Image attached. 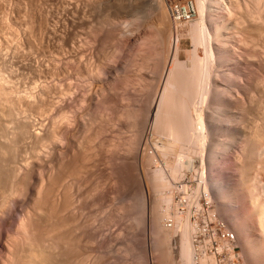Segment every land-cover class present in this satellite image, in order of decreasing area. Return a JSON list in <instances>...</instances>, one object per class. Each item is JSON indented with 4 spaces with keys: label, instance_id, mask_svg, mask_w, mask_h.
<instances>
[{
    "label": "rangeland",
    "instance_id": "obj_1",
    "mask_svg": "<svg viewBox=\"0 0 264 264\" xmlns=\"http://www.w3.org/2000/svg\"><path fill=\"white\" fill-rule=\"evenodd\" d=\"M108 1H109L108 2L109 6L107 5V3L105 4V2L103 0H67V1L66 0H35V1L34 0H0V38H1L0 39V58H1L0 59V68L3 67L0 69V92H1L0 93V101H1L0 102V104H1L0 105V114H1L0 115V127L2 126V128H0L1 129L0 130V138L2 137L1 141H0V143L2 142L0 144V154H1L0 155V166H1L0 167V177H1L0 178V180H1L0 181V187L4 185L3 187L0 188V190L2 188H3L2 190H4V191H2V190L0 191V193H2V194H0V206H1L0 207V224H1L0 225V264H15V263L16 264H23V263L28 264L30 259L33 260V258H32L33 256L31 255V253L34 251H32V250L37 249V245H39V244L43 245V247L41 245L38 246L40 248L41 253H40L39 249L37 250V252H39L38 254H42V251H43V253L45 251L46 254L47 253L50 254V255L46 256V258H48V260H49L48 262H50V261L52 262V263L50 262L49 264H53V263L54 264H57V263L64 264L65 262H67L66 264H74V263L75 264H78V263L82 264L83 262L85 264H101V263L102 264H137V263L138 264H182L184 262V260L182 261L183 258L181 256V251H182L181 240L179 243V240L176 236L175 231H170V230L166 229L165 224H164L165 220L167 219L165 217V214H166L165 212H167V208L170 207V199H169V197L166 198V195H167L168 189L170 188L169 186L171 185L170 181L181 178L183 176L182 174L188 173V175H192V177L198 178L199 171L196 172L195 170L199 168L200 162L204 163L205 167L207 169L208 179H210L209 185H211L212 180L220 179L221 182H219V183L221 185L220 184L219 185L222 186L223 188H226V190L228 189L227 192L230 193L231 195L233 194V197L230 198V200H231L230 202L232 205H234V209L231 212L227 210L229 212L228 213L226 211V206H225V202H227V200H228L227 199L228 197H226V194L224 196H222L224 194L223 191H221L223 193V194L221 193L222 195L219 194V192H220L219 190H216V192L218 194H216V192L212 191L218 213L221 215V217L226 222L228 221L230 223V224L228 223L229 226L237 234L239 244H240L241 249H242L241 254H242L243 263L244 264H264V236H263L264 233L262 232L263 235L261 234V231H263V229H261V227H260L261 223L259 222L260 221L259 217L261 218L262 216H264V159H263L264 158V129H263L264 128V118H263L264 117V112H263L264 111V104H263L264 103V75H263L264 74V68H263L264 67V60H263L264 59V32H263L264 31V24H263L264 23V18H263L264 17V12H263L264 11V6H263L264 0L263 1L262 0H251V1L250 0H233V1L232 0H212V1H215L213 3H210L209 0H193V2L196 4V6H198V3H199V5L201 3L202 6H205V4L207 6L209 5L208 8L209 9L211 8L210 10L213 11L215 9L216 11L214 10V12H216L217 14L219 13L218 15L220 17H222V19L220 18V20H221L220 26L222 28L223 27L224 28L223 29L220 28V29L216 30L215 33L210 32V27L208 25L210 23L209 22L210 18L207 17V19H205V17H206L205 12L203 13V15H201L200 13H198L199 12L198 10H197L198 11L197 16L192 20L193 22H190V23L183 22V23H176L175 24L173 19H171L172 17L170 15V11H169V8H168L165 0H113V1L108 0ZM247 1H249V2H247ZM92 2L94 5L92 4ZM218 2H219V4H218ZM215 3L218 5H216ZM212 4H215V5H212ZM111 5H112V8H111ZM218 6H219V8L220 7L221 8L219 9ZM258 10H259V12H258ZM232 11H233V13H232ZM237 11H239V12H237ZM230 13H232V14H230ZM13 14H15V15H13ZM161 14L162 15L164 14V15L162 16ZM14 16H15V18H14ZM99 16L104 17V18H101ZM59 17H61V18H59ZM261 17H262V19H261ZM163 18H165V19H163ZM208 18H209V20H208ZM34 20H36V21H34ZM165 20L168 22H165ZM205 21H208V22L205 23ZM250 21H252L253 23H251ZM109 22H110V24H109ZM161 22H163L164 24ZM225 22H226V24H225ZM91 23H93V24H91ZM165 23L166 24L168 23L167 25L170 26L172 33H168L163 37L161 35V31L164 27H167V25ZM152 24L155 25V27L151 26ZM195 24H197V27ZM228 24H229V26H228ZM191 25H193V26H191ZM27 26H29V27H27ZM156 26H158L161 30L158 27L156 28ZM193 27L194 28L196 27V28H198V30H200V31H198L199 35L202 34L201 38H198V40H195V38H193L196 36L195 33L192 32L194 30ZM41 28H43V29H41ZM261 28H262V30H261ZM108 29H109V31H108ZM157 29H159V30L157 31ZM204 29H205V31H203ZM55 30H57V31H55ZM208 30H209V32H208ZM219 30H221L220 32H223L224 34L222 33V35H220ZM95 31H97V32H95ZM99 31H101V32H99ZM154 31L159 32V34H157L158 37H152L153 42L154 41H156V42L147 43L144 36L150 32L153 33ZM207 32L209 34L210 33L212 34V39H213L212 44H214L218 40L217 36H219L218 42L219 41L221 42V40H222L221 38H223V37L231 36V41L228 45V46H230L229 48L231 50V53L234 52V53H232L231 59H228L225 62L218 64V63H215V57H213L214 58L213 62L215 63V65L214 64L213 65L215 66V68L217 67V64H218V67L220 65L221 67H219V68H221V70L223 71L222 74H224V71H225V73H227V72L231 73L230 71L232 69H234V68L238 69L239 75L234 74V76H236L237 79L239 80V81H237V83L239 82L242 84V85L237 84L235 86L227 84L229 86V88L226 91L224 90L225 92H223L224 94H227V95L225 97V95L223 94L222 100H225V98H226V99L230 100L232 104H230V103L226 104L227 102L223 103L225 106L224 105L222 106V104H219V106H221V108L223 110H221V108H220L218 114L216 115V119H217V121L222 119L218 122H221L222 124L224 122L223 127H225L226 129L223 128L221 130L222 132L220 130H218L217 134H215V135L218 136L219 138L215 137V135H214L213 136L214 139H213V137L210 138V136L208 138H206L207 133L203 134L204 137H200L202 135V133H200L201 135L198 133L195 137V134H193L192 133L193 131H191V133L194 136L190 135L191 137H190L189 142H191V143L188 142L189 144L188 143L186 145L184 144L185 147L183 146L181 141H179V139H177L176 136H175L176 137V144H174L175 146L174 145H172V147L171 146H169V147L165 146V145H167V142L170 143L173 140V139L170 140L171 138H174V141H175V137L168 138V135H167V137L162 136L163 134H167V132H169V134H171L170 131L166 130L167 127L166 128L164 127V130H163V128H161L157 131L158 127L161 125L156 122V117H157L156 111H158L157 109L159 107L157 108V106L159 105V103L161 101L160 99L162 98V95H163L161 93H163V91H164L163 90V88H165L164 84H166L165 78H166L167 73L165 72V68H164L165 67L164 66L165 61H166L165 59L172 56V54L174 52L173 50L176 47V43L177 44L179 43V57H180L181 61L184 63L183 64L184 66L182 65L183 68L181 69V71L185 70V68H188L185 70V72L187 70L190 71L189 70L190 65L193 62V60H192L193 56L192 55L194 54V53H192V51L193 50L195 51V49H194L195 45L197 47L196 49L199 50L200 56H202L201 58L204 59L207 56V52L209 50L208 42L210 40L207 37L209 35V34H207ZM16 34H17V36H15ZM4 35H6V36H4ZM193 35H195V36H193ZM116 36H117V38H116ZM159 36L161 38L162 37L164 38V39L162 38L163 41L159 42V40H161V39H156V38H160ZM169 36H170V38H169ZM205 36L208 39V41L205 38ZM102 37H103V39H102ZM197 37H200V36L197 35ZM40 38H41V40H40ZM80 39H82V40H80ZM215 39H216V41H215ZM119 40H120V42H119ZM164 40H165L166 44L164 43ZM9 41H10V43H9ZM197 41H200V43L197 44L198 43ZM255 41H257V42H255ZM210 42H211V40H210ZM253 42H255V43H253ZM122 43H123V45H122ZM141 43H143V44H141ZM153 44H156V45H153ZM201 44H202V46H201ZM80 45H82V46H80ZM198 45H200V46H198ZM232 45H234V46H232ZM41 46H42V48H41ZM141 46L143 47V50H142ZM148 46H149V48H148ZM45 47H47V48H45ZM170 47L172 49H170ZM72 49L74 52L72 51ZM68 50L71 52H69ZM114 50H116V51H114ZM137 50H138V52H137ZM153 50L155 51V53ZM162 50H163V52H161ZM169 50L172 51L170 56L168 55L170 53ZM259 50H261V51H259ZM158 51H160L161 53ZM142 52H143V54H142ZM144 53H145V57H143ZM147 53H149V54H147ZM156 53H157V57H155ZM9 55H11V56H9ZM150 55H152V56H150ZM3 56H5V57H3ZM40 56H42V57H40ZM161 56H162V58H161ZM152 57L154 58V60ZM159 60L161 62H162V60L163 61L165 60L164 65H163V62L161 63ZM232 61H233V63H232ZM239 61H240V64H239ZM185 62H186V64H185ZM27 64L30 66H28ZM56 64H58V65H56ZM249 64H251V65H249ZM32 65H34V66H32ZM185 65L188 67H186ZM213 65H212V67L214 68ZM4 66H6V68ZM102 66H104V67H102ZM105 67L106 68L108 67L107 69H105L106 71L108 70V72L101 70L102 68H105ZM222 67L224 70L222 69ZM7 68L9 70H7ZM213 68H212V70H214ZM69 69H70V71H69ZM99 69H100V71H99ZM178 71H179V69H178ZM48 72H49V75H47ZM182 72L184 73V71H182ZM163 73H165V74H163ZM183 73H181L182 77L186 78L187 77L186 75H188L189 72L187 74L184 73L186 77L183 76ZM68 74H70V75H68ZM179 74L180 73H178V75ZM12 75L13 76L15 75V76L13 77ZM59 75H61V76L59 77ZM93 75H95V76H93ZM181 75H179V76H181ZM52 77H54L58 80H56ZM138 77H139V79H135ZM182 77L181 78L179 77L176 80L180 79L179 80V82H180ZM15 78H17V79H15ZM140 78H142L144 80V82L147 81V82H149V84L152 83V85H150V86L151 87L155 86V88L153 89V88L149 87L148 90L145 89L144 93H141L142 96L139 94L140 99L138 97L130 95V97H132V98L134 97V99L136 98L135 100H137V101H135L132 98L127 99L129 97V95L126 94V96H128V97L124 96L125 95V93H124L125 89L123 88L124 87L123 83H125V81L128 79H131V81H132V79H133V81L134 80L139 81V80H141ZM221 79H219V81H220L219 84H222L220 86L224 87V85H226L225 84L226 81L223 78H221ZM43 80H45V81H43ZM185 80L186 79H184V81ZM17 81H18V83H17ZM20 81H22V82H20ZM25 81H26V83H25ZM31 81H33V82H31ZM46 81H47V83H45ZM186 81L185 82L181 81V82L186 84ZM58 83H60V84H58ZM182 83H181V85H182ZM1 85H3V87L6 88V90L3 91V87H1ZM50 85L52 88L50 87ZM53 85H55V86H53ZM137 85H139V84L132 85V87L130 86L128 89L132 88L130 90L131 91L134 90L135 92L140 91L141 88L144 89V87H143L144 85H139L140 87ZM179 85H180V83H179ZM205 85H206V88H209L208 84H205ZM33 86H34V88H33ZM157 86H159L158 89H156ZM174 86H173V89H174ZM178 88L181 89L182 87L180 86ZM155 89L157 90V92H160V93L157 94ZM30 90H31V92H30ZM47 90L50 92H48ZM150 90H152V91L154 90V91L150 92ZM172 90H171V92L169 91V94L174 91V90L173 91ZM182 90L185 91L183 88L180 91H182ZM175 91H176V86H175ZM62 92L64 95H60V94H62ZM177 92L178 91H176V93ZM65 94H67V95H65ZM155 94L157 96L159 95L158 99H156L157 97ZM175 94H172V96ZM180 94H181V92H180ZM182 94H181V96H182ZM22 95H24V96H22ZM46 95L47 96L49 95L48 96L49 99ZM160 96H161V98H160ZM6 97H7V99H6ZM169 97L170 96H168V99H170V101H171L173 99V97H171V98H169ZM2 98H4L5 101ZM10 98H12V99H10ZM77 98H78V100H77ZM37 99H40V100H37ZM54 99H56V100H54ZM149 99H151V100L149 101ZM8 100H10V104H9ZM21 100H22V102L23 101L24 102L22 103ZM228 100H226V101H228ZM2 101H3V103H2ZM34 101H36V103ZM56 101H58V103ZM141 101L144 102V104ZM155 101H157V102H155ZM199 101L200 100H198V103L193 106V104H195V101H194L192 104L193 107L191 108L192 110H190L191 111L190 115L196 110L195 113H193L195 118L192 117L193 114L191 115V118L197 124L199 121V120H197L199 118V114L197 113V112H199L198 110H200L201 108L204 110H207V106H205V105H207V103L205 104V103L201 102L202 104H205L203 106L201 103H199ZM196 102H197V100H196ZM31 103H32V106L30 105ZM51 103L53 106L50 105ZM145 103L147 105H145ZM44 104H45V107L43 108ZM227 105H229V106H227ZM8 106H10V107H8ZM65 106H67V107H65ZM131 106H132V108H131ZM133 106L136 108V111H135V108ZM147 106H148V108H147ZM195 106H197L198 108L197 107L195 108ZM261 106H263V107H261ZM31 107H33V108H31ZM127 107H130L132 109V111L130 108H127ZM149 107H151V109H152V111H149V113L151 112L150 113L151 116L147 115L148 110H150ZM17 108L19 110H17ZM47 108H49V110ZM140 108H142V109L145 108L146 110L147 109L148 110L145 111L143 109L144 111H142ZM88 109L91 111H89ZM167 109H169V108H167ZM140 110L142 112V115H141ZM171 110L175 111L173 109H171ZM5 111H8V113L7 112L5 113ZM124 111H126V112H124ZM260 111H262V112H260ZM12 112L14 113V115ZM50 112L52 114H50ZM128 112H130L131 115H129ZM246 112H248V113H246ZM15 113H16V115H15ZM53 113L55 114L56 118H55ZM135 113L138 115L140 114V115L136 116ZM153 113H155V114H153ZM176 113H177V111L174 114H176ZM26 114H27V116H26ZM127 114L129 117L127 116ZM43 115H44V117L46 115V117H45L46 119L43 117ZM132 115H134V116H132ZM6 116H8V117L11 116L12 118L10 119V118H7ZM16 116H17V118H15ZM23 116H24V118H23ZM68 116L70 118H68ZM122 116H124V117H122ZM135 116H136V118H138L137 119L138 121L134 120ZM146 116H147V118L148 117H150V118L144 119V117H146ZM228 116L230 118H228ZM131 117L134 121L131 120ZM139 117H140V119H139ZM6 118L9 120V122ZM65 118H67L68 120ZM142 118L144 120H147L148 122L144 121ZM53 119H54V121H52ZM60 119H61V122H60ZM15 120H17V121H15ZM140 120H141V122H140ZM21 121H23L24 123ZM38 122H40V123H38ZM135 122L136 123L138 122L139 125L138 124L137 125L139 127L134 126L133 123H135ZM14 123H15V125H14ZM43 123H44V125H43ZM11 124H13V125H11ZM25 124H29V125L27 126ZM32 124H33V129L31 126ZM130 124H132V125H130ZM141 124H142V128L140 126ZM255 124H258V125H255ZM44 126L47 127L48 130ZM226 126H228V127H226ZM130 127H132V128H130ZM198 127L201 128V126H198ZM245 127H246V129H245ZM137 128H141V129L138 130ZM168 129H169V126H168ZM154 130H155V132H154ZM160 130H162V131H160ZM2 131H4V133ZM134 131L137 133H135ZM230 131H232V132H230ZM6 132L9 134H7ZM163 132H165V133H163ZM2 134H4V135H2ZM6 134H7V136H6ZM22 134L24 137L22 136ZM25 134L27 135V137L25 136ZM259 134H261V135L258 136ZM17 135H19V136H17ZM29 135H31V136H29ZM37 135H38V137H37ZM56 135H57V137H56ZM198 135H200V136H198ZM12 136L15 138L16 141L15 140L13 141L14 138ZM138 136H139V138H138ZM30 137H32L33 139ZM194 137L196 140L194 139ZM231 137L234 139H232ZM253 137H254V139H253ZM9 138H10V140H9ZM22 138H23V140H22ZM58 138H59V141H57ZM132 138H133V140H131ZM50 139H51V141H50ZM135 139H136V142H135ZM137 139H138V141H137ZM192 139H194V140L192 141ZM17 140H18V142H17ZM39 140L40 141L44 140L45 145H42L43 142L40 143ZM81 140H82V142H81ZM35 141H37V142H35ZM228 141H229V143H228ZM3 142L6 144H4ZM52 142H54V144ZM212 142H213V144L219 143L217 145V147L218 148L221 147V154H222L221 156L222 157L218 161V163L215 164L216 166H214V168H211V167L208 168V166L209 165L211 166V164L209 163V161H207L206 159H202V158L203 157L206 158V156L210 150L209 147L211 146ZM35 143H36V145H35ZM7 144L10 145L9 146L10 148L8 147ZM19 144H20V146H19ZM33 144L35 145V149H33V146H34ZM37 144H38V146H37ZM17 145L19 148L17 147ZM21 145H22V148H21ZM40 145H41V147H40ZM48 145H50L54 149H52L50 146L48 147ZM198 145H200V146H198ZM128 146H129V148H128ZM6 147H8V148H6ZM11 147H12V149H11ZM37 147L40 149H38ZM166 147H168L167 149L169 150L170 154H169L168 150L166 149ZM183 147H184V149H183ZM223 147H225V148H223ZM5 148L7 151L5 150ZM48 148H50V149H48ZM130 148H132V149H130ZM133 148L135 149V151ZM41 149H43V150H41ZM63 149H65V150H63ZM129 150H131V151L129 152ZM16 151H17V153H16ZM27 152H28V154H27ZM34 152H36V153H34ZM63 152H64V154H63ZM131 152L135 155H133ZM20 153H22V155ZM51 153H53V154H51ZM193 153H194V155H193ZM15 154H17V155H15ZM87 154H88V156H87ZM42 155H44L45 158L41 157ZM83 155H85V156H83ZM48 156H49V158H48ZM2 157H4V158H2ZM52 157H55V159ZM6 158H8V159H6ZM12 158H14V160ZM15 158H17V159H15ZM188 158L190 161L188 160ZM191 158H192V160H191ZM4 159H5V162L3 161ZM30 159H31V161H30ZM38 159H40V160H38ZM203 160H204V162H203ZM15 161H16V163H15ZM19 161H21L22 163ZM28 161L30 162L29 163L30 165L28 164ZM70 161H71V163H70ZM13 162L15 163V165ZM206 162H208V163H206ZM206 164H208V165L206 166ZM6 165H7V167H6ZM177 165H179L180 168ZM59 166H61V168ZM69 166L70 167L72 166L73 168L72 167L70 168ZM8 167L11 169L9 170ZM17 167L18 168L23 167V168H22V170H20V168H19V170L17 171V169H18ZM15 169H16V172H15ZM29 169H30V171H29ZM45 169H46V171H45ZM174 169H176V170L174 171ZM210 169L211 170L213 169V170L210 171ZM7 170H8V174H7ZM11 171H12L14 176L16 175L15 177L11 174ZM155 171L156 172L163 171L165 173L164 174L165 175L164 180L167 182L165 183L161 179L157 180L155 177L157 175V174L155 175V173H156ZM178 171H180V173ZM18 172H21V173L19 174ZM1 173L2 174L4 173V174L1 175ZM22 173H23V175H22ZM39 173H41L44 176H42ZM177 173H178V175H177ZM79 174H81V175H79ZM173 174L174 175L176 174L177 176L176 175L175 176L177 178H175V176ZM19 175H21V176L19 177ZM34 175L37 177V179H38L37 181L34 179ZM55 175H57V176H55ZM61 175L62 176L67 175V177L68 176L69 177L67 178L65 176L63 178ZM26 176H28V177H26ZM30 177L33 178L34 180L31 179ZM28 178H30V179L28 180ZM44 178H45V181L42 180ZM16 179H18L19 182ZM2 180H4V181H2ZM14 180H15V182H14ZM40 180H42V182ZM54 180L57 181L58 183L55 182ZM155 180H156V182H155ZM12 181L14 182L15 188L18 186L17 190L13 187ZM29 182H30L31 186L29 185ZM162 182H164V184ZM15 183L17 186L15 185ZM51 183H53V184H51ZM11 185H12V187H11ZM27 185H29V186H27ZM36 185H38V187ZM8 186H10V187H8ZM32 186H34L33 187L34 191L31 190ZM39 186H41V188H39ZM161 186L162 187L164 186L162 188V190L168 188V189H166L165 195L163 194V191H160ZM63 187L67 188L68 190L63 189ZM11 188H13V189H11ZM46 188L52 194L51 193L49 194V192L47 191ZM61 188L63 189V191H61L62 190ZM154 188H156V189H154ZM50 190H54V191H50ZM57 190H58V192H57ZM5 191H7V192H5ZM64 191L65 192L68 191V192H66V194H65V193H63ZM19 192L21 195L19 194ZM6 193H8V195ZM39 195H41V196H39ZM10 196L12 198H10ZM53 196H54V199L56 201L54 199L53 200L51 199V198H53ZM63 196H65V197H63ZM67 196H70L72 199L70 197L67 198ZM143 196L146 199V201H145L146 206H145V211H144L145 221H143V217H141L142 221H140V223H138L139 220H138V217L136 216V214L139 212V209H137V211H136L135 206L138 205L137 203L140 201L138 199L140 197H143ZM164 196H165V198H164ZM42 197H44V198H42ZM45 197H47V198H45ZM229 197H231V196H229ZM14 198L16 200H14ZM39 199H41V200H39ZM42 199L44 201L46 200L47 203L43 202ZM47 199H49V200H47ZM66 199H67V201H66ZM68 199H71V200L68 201ZM167 199L169 201H166ZM73 200H75L76 203ZM40 201L43 202V204L44 203L46 204V206H44V208L42 207L43 204H41ZM52 201H54V202L52 203ZM65 201H66V203L67 202L68 203L66 204ZM136 201H138V202H136ZM58 202H59V204L57 205ZM70 202H73V203H70ZM37 203H38V205H37ZM51 203H52V205L50 206ZM71 204H73V205H71ZM65 205H69L68 208H71V209H68L67 207H65ZM35 206H37V207H35ZM54 206L55 207L57 206L56 207L57 211L55 210ZM59 206H61L62 209ZM58 207H59V209L63 210L62 213L58 212V210H59ZM132 207H134L135 210H134V208L132 209ZM165 207H166V209H165ZM53 208H54V210H53ZM34 209L36 210V212H34L35 211ZM72 209L74 211H72ZM120 209H125V211L124 210L122 211ZM61 210H59V211H61ZM69 210L72 213L71 212L69 213ZM158 210H160V211H158ZM260 210H262V212H260ZM37 211H39V212L37 213ZM64 211H67L68 214ZM42 213L44 214V217H43ZM75 213H76V215H75ZM260 213H262V214H260ZM3 214H4V216H3ZM34 214H35V216H33ZM51 214H55V215H51ZM168 215H170V214H168ZM37 216L38 217L40 216V217L38 218ZM57 216H58V218H56ZM156 216H158V218ZM229 216L230 217L232 216V219H230ZM45 217H47V219H45ZM72 217H74V218H72ZM153 217H154V219H153ZM40 218H42V219H40ZM65 218H67L68 220H66ZM70 218H71V220H70ZM82 219H84V220H82ZM161 219H164V221H162ZM40 220L41 221L43 220V221L41 222ZM136 220H138V221L136 222ZM34 221H35V223H34ZM57 221L58 222L60 221L59 223H61V224H59ZM66 221L70 224V226ZM21 222H23V223H21ZM37 222L38 223L40 222V224H38L36 226L35 224H37ZM46 223H48V224H46ZM50 223L52 224V226ZM63 223H65V224H63ZM83 223H86V224H83ZM29 224H31L34 227H32ZM58 224L61 227H59ZM78 224H79V226H78ZM62 225H64V226H62ZM16 226L19 228H17ZM44 227L47 230L44 229ZM69 227H70L71 231L69 230ZM137 227H138V229H137ZM162 227H164V229ZM23 228L25 229V231L23 230ZM37 228H40L39 230H41V231H39ZM53 228H56V229H54L55 231L53 230ZM63 228H65V229H63ZM154 228H156L158 230H156ZM74 229H76V230H74ZM153 229L156 232L158 231L160 233L159 234L156 233L155 231H153ZM60 230H61V232L62 231L65 232V233L63 232L65 237H63V234L60 233ZM47 231H50V236H49V232L47 235ZM132 231H133V233H132ZM134 231H136V232H134ZM30 232H31V237L29 235ZM33 232L34 233L36 232V233L34 234ZM51 232H53V233H51ZM66 232H68V233H66ZM71 232L73 233V235ZM154 232L156 234H154ZM81 234H82V236H81ZM11 235H12V237H11ZM38 235L39 236L41 235L42 237L40 236V238H39ZM56 235H58V236L56 237ZM154 235H155V237H154ZM27 236L29 237V239L30 238L31 239L30 240L27 239L28 238ZM32 236L33 237L36 236L37 239H36V237L32 238ZM66 236H67L68 240H66ZM49 238H50V240H49ZM57 238H59V239H57ZM181 238H182V235H181ZM47 239H48V241H47ZM56 239L59 240L60 242L57 241ZM40 240H42V241H40ZM44 240H45V242H44ZM63 240H65V241H63ZM25 241L27 242V244ZM41 242H44V243H41ZM55 242H57V243H55ZM69 242L70 243L73 242V243H71L72 246H70L71 244ZM19 243H21V244H19ZM35 243H36V247H34ZM247 243H249L250 245ZM27 245H30V247ZM64 245H66V246H64ZM247 245H248V247H247ZM252 245H255L253 247H256L258 249H256V248H254V250L252 248L250 249V246H252ZM19 246H20V248H19ZM26 246H27V248H25ZM44 246H46L45 249H44ZM15 247H16V249H15ZM41 247L44 250H41ZM54 247L56 248V250H54V252H53L52 249H54ZM65 247H66V249H65ZM131 247H133V248H131ZM28 248H30V250ZM68 248H70V249H68ZM49 249H51V250H49ZM63 249H64V251H63ZM117 249H118V251H117ZM17 250H19L20 254L17 252ZM24 250H25V252H24ZM27 250H29V251H27ZM60 250H62L63 254H62V252H60ZM65 250H67V252ZM129 250L130 251L132 250V252L139 250V252H135V253L131 252V254H130ZM258 250H260V251H258ZM22 251L24 252V254H22L23 253ZM30 251H32V252H30ZM69 251H71V252H69ZM37 252L35 251L34 253L37 254ZM56 252H57V254H56ZM80 252H81V254H80ZM13 253H15V254H13ZM136 253H138L137 254L138 257L140 256L139 258H137ZM11 254H13L15 256H13ZM60 254H62V255H60ZM65 254H66V256L67 255H69V256L66 257ZM24 255H25V257H24ZM54 255H57V257H55ZM21 256L25 260L24 259L22 260L20 258ZM44 256H45V254H44ZM141 256H143V257H141ZM49 257H50V259H49ZM68 257L71 259L68 260L69 259ZM75 257H76V259H75ZM77 257H79L78 260H77ZM87 257H89V259ZM136 258L138 259V261ZM141 258H143V259H141ZM13 259L17 260V261H14ZM56 259H60V260H56ZM190 259H191V257H190ZM26 260H28V262ZM32 260H30V261H32ZM23 261H25V262H23ZM59 261H62V262H59ZM143 261H145V262H143ZM33 262H34V264H37L36 259H34ZM33 262H30V263H33ZM38 264H41V263L38 262ZM43 264H45V262H43ZM46 264H48V263L46 262ZM189 264H192L191 261Z\"/></svg>",
    "mask_w": 264,
    "mask_h": 264
},
{
    "label": "bare ground",
    "instance_id": "obj_2",
    "mask_svg": "<svg viewBox=\"0 0 264 264\" xmlns=\"http://www.w3.org/2000/svg\"><path fill=\"white\" fill-rule=\"evenodd\" d=\"M35 1V0H34ZM67 1V0H66ZM104 2H105V4L107 3V5H108V0H103ZM113 1V0H112ZM212 1V0H211ZM210 0H209V2L210 3H213V2H215V1H212L211 2ZM233 1V0H232ZM251 1V0H250ZM263 1V0H262ZM42 2V1H41ZM102 2V1H101ZM159 2V1H158ZM164 2V1H163ZM200 2V1H199ZM243 2V1H242ZM247 2H249V1H247ZM103 3V2H102ZM157 3V2H156ZM68 4V3H67ZM92 4H93V2H92ZM110 4V3H109ZM112 4V3H111ZM116 4V3H115ZM163 4V3H162ZM161 4V5H162ZM216 4V3H215ZM215 4H212V5H215ZM218 4H219V2H218ZM218 4H216V5H218ZM244 4V3H243ZM248 4V3H247ZM5 5V4H4ZM51 5V4H50ZM94 5V4H93ZM98 5V4H97ZM134 5V4H133ZM132 5V6H133ZM246 5V4H245ZM67 6V5H66ZM109 6V5H108ZM135 6V5H134ZM133 6V7H134ZM160 6V5H159ZM165 6V5H164ZM206 6V7H205ZM205 6H202L201 5V3H200V5H199V3H198V13H200L201 15H203V13L205 12V15H206V17H205V19H207V17H209L210 18V20H209V18H208V20H209V27H210V32L212 33V32H216V30H218V29H220V28H222L221 26H220V22H221V20H220V18L222 19V17H220L216 12H214V10L212 11V10H210L209 8H208V6L205 4ZM232 6V5H231ZM256 6V5H255ZM264 6V5H263ZM132 7V8H133ZM137 7V6H136ZM143 7V6H142ZM141 7V8H142ZM145 7V6H144ZM102 8V7H101ZM111 8H112V5H111ZM218 8H219V6H218ZM221 8V7H220ZM219 8V9H220ZM225 8V7H224ZM238 8V7H237ZM252 8V7H251ZM259 8V7H258ZM54 9V8H53ZM90 9V8H89ZM109 9V8H108ZM127 9V8H126ZM231 9V8H230ZM146 10V9H145ZM166 10V9H165ZM248 10V9H247ZM51 11V10H50ZM216 11V10H215ZM230 11V10H229ZM244 11V10H243ZM261 11V10H260ZM39 12V11H38ZM99 12V11H98ZM113 12V11H112ZM130 12V11H129ZM135 12V11H134ZM164 12V11H163ZM167 12V11H166ZM237 12H239V11H237ZM257 12V11H256ZM258 12H259V10H258ZM257 12V13H258ZM264 12V11H263ZM18 13V12H17ZM75 13V12H74ZM162 13V12H161ZM227 13V12H226ZM232 13H233V11H232ZM232 13H230V14H232ZM237 14V13H236ZM235 14V15H236ZM252 14V13H251ZM13 15H15V14H13ZM159 15V14H158ZM162 15V14H161ZM164 15V14H163ZM162 15V16H163ZM168 15V14H167ZM166 15V16H167ZM171 15V14H170ZM234 15V16H235ZM249 15V14H248ZM26 16V15H25ZM43 16V15H42ZM50 16V15H49ZM63 16V15H62ZM111 16V15H110ZM233 16V17H234ZM239 16V15H238ZM262 16V15H261ZM46 17V16H45ZM51 17V16H50ZM99 17H101V16H99ZM134 17V16H133ZM161 17V16H160ZM165 17V16H164ZM250 17V16H249ZM5 18V17H4ZM14 18H15V16H14ZM42 18V17H41ZM47 18V17H46ZM59 18H61V17H59ZM101 18H104V17H101ZM108 18V17H107ZM159 18V17H158ZM157 18V19H158ZM167 18V17H166ZM170 18V17H169ZM202 18V17H201ZM246 18V17H245ZM244 18V19H245ZM248 18V17H247ZM264 18V17H263ZM8 19V18H7ZM89 19V18H88ZM109 19V18H108ZM112 19V18H111ZM134 19V18H133ZM142 19V18H141ZM162 19V18H161ZM163 19H165V18H163ZM172 19V18H171ZM261 19H262V17H261ZM107 20V19H106ZM110 20V19H109ZM202 20V19H201ZM252 20V19H251ZM257 20V19H256ZM34 21H36V20H34ZM44 21V20H43ZM160 21V20H159ZM174 21V20H173ZM255 21V20H254ZM261 21V20H260ZM263 21V20H262ZM8 22V21H7ZM10 22V21H9ZM46 22V21H45ZM101 22V21H100ZM107 22V21H106ZM111 22V21H110ZM110 22H109V24H110ZM113 22V21H112ZM144 22V21H143ZM165 22H168V21H166L165 20ZM190 22H193V21H190ZM190 22H188V23H190ZM206 22H208V21H205V23ZM238 22V21H237ZM236 22V23H237ZM243 22V21H242ZM251 23H253L252 21H250ZM256 22V21H255ZM32 23V22H31ZM99 23V22H98ZM145 23V22H144ZM161 23H163V22H161ZM174 23V22H173ZM195 23V22H194ZM5 24V23H4ZM44 24V23H43ZM64 24V23H63ZM91 24H93V23H91ZM101 24V23H100ZM117 24V23H116ZM164 24V23H163ZM166 24V23H165ZM168 24V23H167ZM166 24V25H167ZM176 24V23H175ZM192 24V23H191ZM225 24H226V22H225ZM243 24V23H242ZM241 24V25H242ZM264 24V23H263ZM46 25V24H45ZM106 25V24H105ZM146 25V24H145ZM196 25V27H197V24H195ZM194 25V26H195ZM203 25V24H202ZM223 25V24H222ZM248 25V24H247ZM5 26V25H4ZM41 26V25H40ZM103 26V25H102ZM110 26V25H109ZM113 26V25H112ZM151 26H154L155 27V25H151ZM162 26V25H161ZM164 26V25H163ZM169 25H167V27H164L163 29H162V31H161V35L164 37L166 34H168V33H172L171 31V29H170V26L168 27ZM177 26V25H176ZM191 26H193V25H191ZM228 26H229V24H228ZM16 27V26H15ZM27 27H29V26H27ZM64 27V26H63ZM69 27V26H68ZM101 27V26H100ZM104 27V26H103ZM111 27V26H110ZM158 26H156V28H157ZM195 27V28H196ZM208 27V26H207ZM259 27V26H258ZM34 28V27H33ZM92 28V27H91ZM113 28V27H112ZM116 28V27H115ZM124 28V27H123ZM153 28V27H152ZM155 28V29H156ZM159 28V27H158ZM178 28V27H177ZM194 28V27H193ZM194 28V30L192 31V32H194L195 33V35H193V36H195V37H193V38H195V40H198V38H201V35H199L198 34V31H200V30H198V28H196L195 29ZM224 28V27H223ZM222 28V29H223ZM248 28V27H247ZM32 29V28H31ZM35 29V28H34ZM39 29V28H38ZM41 29H43V28H41ZM154 29V30H155ZM160 29V28H159ZM159 29H157V31L159 30ZM209 29V28H208ZM8 30V29H7ZM94 30V29H93ZM101 30V29H100ZM161 30V29H160ZM178 30V29H177ZM235 30V29H234ZM245 30V29H244ZM260 30V29H259ZM258 30V31H259ZM261 30H262V28H261ZM43 31V30H42ZM55 31H57V30H55ZM108 31H109V29H108ZM112 31V30H111ZM127 31V30H126ZM203 31H205V29L203 30ZM207 31V30H206ZM221 30H219V33H220V35H222V33L223 32H220ZM241 31V30H240ZM249 31V30H248ZM80 32V31H79ZM95 32H97V31H95ZM99 32H101V31H99ZM107 32V31H106ZM116 32V31H115ZM121 32V31H120ZM175 32V31H174ZM208 32H209V30H208ZM207 32V34H209ZM253 32V31H252ZM257 32V31H256ZM264 32V31H263ZM29 33V32H28ZM109 33V32H108ZM126 33V32H125ZM151 33V32H150ZM148 33V34H146L144 37H145V40L147 41V43H154V42H156V41H154L153 42V38L152 37H158V35L157 34H159V32H153V33ZM176 33V32H175ZM209 34L207 37H208V39H210L211 40V42H210V40H209V42H208V48H209V50H208V52H207V56L203 59V58H201L202 56H200V53H199V50L198 49H196L197 47H196V45H195V51L193 50L192 51V53H194L192 56H193V62L191 63V65H190V71H186L185 72V70L186 69H188V68H185V70H182V71H184V73H188V75H186L185 76V74L181 71V69L183 68L182 67V65L184 64L182 61H181V59H180V57H179V43L177 44L176 43V47L174 48V52H173V54H172V56H170V54H171V52L172 51H170L169 50V58H167V59H165L164 61H165V65H164V61L162 60V62H163V65L165 66H163L164 68H165V72L167 73L166 74V84H164L165 85V88H163V93H161V94H163L162 95V98H161V96H160V103H159V105L157 106V110L158 111H156V115H157V117H156V122L158 123V124H160L161 126H157L158 127V129H157V131L159 130V129H161V128H163V130H164V127L166 128V130H168V131H170V133L171 134H169V132H167V134H163V133H165V132H163L162 134V136L164 137V136H166L167 137V135H168V138H170V137H177V139H179V141H181V143L183 144V146L185 147V145L190 141V135H193V134H195V137H196V135L199 133H202V135L200 136V135H198V136H200V137H204V133H207V135H206V138H208L209 136H210V138L211 137H213L215 134H217V131L218 130H222L223 128H225V127H223L224 126V122H223V124L221 123V122H218V121H220V120H222V119H220V120H218L217 121V119H216V115L218 114V112H219V110H220V108H221V106H219V104H222V106L224 105L223 103H225V102H227L226 104H228V103H230V104H232L231 103V101L230 100H228V99H226L225 98V100H222L223 99V92H225L228 88H229V86L228 85H237V84H241V83H237V81H239L238 79H237V77L236 76H234V74H236V75H239V70L238 69H232L230 72L231 73H228L227 71V73H225V71H224V74H222L223 73V71L221 70V68H219V67H221L220 65H219V67H218V64L220 63H222V62H225L226 60H228V59H231V57H232V53H234V52H232L231 53V50H230V46H228L229 45V43H230V41H231V36H226V37H223V38H221L222 40H221V42L219 41L218 42V40H219V36H217L216 38L218 39L217 41H216V39H215V43L214 44H212V41H213V39H212V34ZM246 33V32H245ZM260 33V32H259ZM22 34V33H21ZM27 34V33H26ZM96 34V33H95ZM127 34V33H126ZM205 34V33H204ZM224 34V33H223ZM252 34V33H251ZM254 34V33H253ZM12 35V34H11ZM36 35V34H35ZM39 35V34H38ZM46 35V34H45ZM121 35V34H120ZM176 35V34H175ZM197 35L198 36H200V37H197ZM218 35V34H217ZM246 35V34H245ZM263 35V34H262ZM4 36H6V35H4ZM15 36H17V34L15 35ZM26 36V35H25ZM57 36V35H56ZM104 36V35H103ZM118 36V35H117ZM117 36H116V38H117ZM124 36V35H123ZM206 36H205V38H206ZM216 36V35H215ZM259 36V35H258ZM32 37V36H31ZM42 37V36H41ZM160 37V36H159ZM162 37V38H163ZM6 38V37H5ZM16 38V37H15ZM98 38V37H97ZM101 38V37H100ZM114 38V37H113ZM112 38V39H113ZM161 37L160 38H156V39H161V40H159V42L160 41H163V39H162ZM168 38V37H167ZM169 38H170V36H169ZM197 38V39H196ZM203 38V37H202ZM1 39V38H0ZM46 39V38H45ZM102 39H103V37H102ZM115 39V38H114ZM207 39V38H206ZM205 39V40H206ZM208 39H207V41H208ZM9 40V39H8ZM40 40H41V38H40ZM44 40V39H43ZM42 40V41H43ZM80 40H82V39H80ZM89 40V39H88ZM87 40V41H88ZM143 40V39H142ZM241 40V39H240ZM17 41V40H16ZM177 41V40H176ZM254 41V40H253ZM5 42V41H4ZM7 42V41H6ZM12 42V41H11ZM90 42V41H89ZM119 42H120V40H119ZM122 42V41H121ZM178 42V41H177ZM196 42V41H195ZM198 43L197 44H199L200 43V41H197ZM202 42V41H201ZM247 42V41H246ZM251 42V41H250ZM255 42H257V41H255ZM255 42H253V43H255ZM9 43H10V41H9ZM19 43V42H18ZM37 43V42H36ZM43 43V42H42ZM88 43V42H87ZM164 43H165V40H164ZM163 43V44H164ZM193 43V42H192ZM244 43V42H243ZM262 43V42H261ZM81 44V43H80ZM93 44V43H92ZM104 44V43H103ZM102 44V45H103ZM141 44H143V43H141ZM166 44V43H165ZM164 44V45H165ZM247 44V43H246ZM249 44V43H248ZM10 45V44H9ZM18 45V44H17ZM31 45V44H30ZM42 45V44H41ZM57 45V44H56ZM86 45V44H85ZM84 45V46H85ZM122 45H123V43H122ZM138 45V44H137ZM150 45V44H149ZM153 45H156V44H153ZM160 45V44H159ZM169 45V44H168ZM250 45V44H249ZM7 46V45H6ZM80 46H82V45H80ZM147 46V45H146ZM198 46H200V45H198ZM201 46H202V44H201ZM232 46H234V45H232ZM10 47V46H9ZM87 47V46H86ZM106 47V46H105ZM142 47V46H141ZM152 47V46H151ZM158 47V46H157ZM207 47V46H206ZM4 48V47H3ZM34 48V47H33ZM32 48V49H33ZM41 48H42V46H41ZM45 48H47V47H45ZM148 48H149V46H148ZM253 48V47H252ZM260 48V47H259ZM258 48V49H259ZM145 49V48H144ZM170 49H172L171 47H170ZM15 50V49H14ZM35 50V49H34ZM40 50V49H39ZM38 50V51H39ZM123 50V49H122ZM142 50H143V47H142ZM157 50V49H156ZM41 51V50H40ZM44 51V50H43ZM69 51V50H68ZM72 51H73V49H72ZM114 51H116V50H114ZM154 51V50H153ZM235 51V50H234ZM259 51H261V50H259ZM23 52V51H22ZM69 52H71V51H69ZM74 52V51H73ZM108 52V51H107ZM135 52V51H134ZM137 52H138V50H137ZM146 52V51H145ZM149 52V51H148ZM158 52H160V51H158ZM157 52V53H158ZM161 52H163V50L161 51ZM160 52V53H161ZM10 53V52H9ZM129 53V52H128ZM152 53V52H151ZM154 53H155V51H154ZM157 53H156V56L155 57H157ZM167 53V52H166ZM139 54V53H138ZM142 54H143V52H142ZM147 54H149V53H147ZM165 54V53H164ZM163 54V55H164ZM8 55V54H7ZM70 55V54H69ZM133 55V54H132ZM195 55V56H194ZM206 55V54H205ZM246 55V54H245ZM9 56H11V55H9ZM57 56V55H56ZM64 56V55H63ZM107 56V55H106ZM111 56V55H110ZM150 56H152V55H150ZM149 56V57H150ZM234 56V55H233ZM241 56V55H240ZM253 56V55H252ZM3 57H5V56H3ZM40 57H42V56H40ZM60 57V56H59ZM69 57V56H68ZM98 57V56H97ZM136 57V56H135ZM143 57H145V53H144V56ZM142 57V58H143ZM195 57V58H194ZM213 57H215V63H218L217 64V67L215 68V63L213 62L214 60V58ZM35 58V57H34ZM50 58V57H49ZM48 58V59H49ZM130 58V57H129ZM147 58V57H146ZM153 58V57H152ZM161 58H162V56H161ZM238 58V57H237ZM241 58V57H240ZM1 59V58H0ZM5 59V58H4ZM9 59V58H8ZM44 59V58H43ZM128 59V58H127ZM136 59V58H135ZM145 59V58H144ZM148 59V58H147ZM146 59V60H147ZM151 59V58H150ZM157 59V58H156ZM243 59V58H242ZM251 59V58H250ZM39 60V59H38ZM51 60V59H50ZM104 60V59H103ZM140 60V59H139ZM145 60V61H146ZM153 60H154V58H153ZM244 60V59H243ZM253 60V59H252ZM264 60V59H263ZM31 61V60H30ZM81 61V60H80ZM149 61V60H148ZM160 61V60H159ZM188 61V60H187ZM230 61V60H229ZM228 61V62H229ZM234 61V60H233ZM233 61H232V63H233ZM10 62V61H9ZM70 62V61H69ZM112 62V61H111ZM132 62V61H131ZM130 62V63H131ZM155 62V61H154ZM161 62V61H160ZM161 62V63H162ZM238 62V61H237ZM11 63V62H10ZM15 63V62H14ZM13 63V64H14ZM25 63V62H24ZM40 63V62H39ZM149 63V62H148ZM256 63V62H255ZM259 63V62H258ZM12 64V65H13ZM22 64V63H21ZM26 64V63H25ZM24 64V65H25ZM45 64V63H44ZM70 64V63H69ZM77 64V63H76ZM86 64V63H85ZM160 64V63H159ZM185 64H186V62H185ZM214 64V65H213ZM229 64V63H228ZM237 64V63H236ZM239 64H240V61H239ZM243 64V63H242ZM262 64V63H261ZM8 65V64H7ZM28 65V64H27ZM37 65V64H36ZM56 65H58V64H56ZM79 65V64H78ZM142 65V64H141ZM212 65L214 66V68L212 67ZM249 65H251V64H249ZM28 66H30V65H28ZM32 66H34V65H32ZM45 66V65H44ZM61 66V65H60ZM184 66V65H183ZM186 66V65H185ZM239 66V65H238ZM256 66V65H255ZM5 68H6V66H4ZM102 67H104V66H102ZM156 67V66H155ZM162 67V68H163ZM186 67H188V66H186ZM1 68H3V67H1ZM0 68V69H1ZM22 68V67H21ZM29 68V67H28ZM108 68V67H107ZM106 67L105 68H102L101 70H104V71H106L105 69H107ZM141 68V67H140ZM145 68V67H144ZM212 68L214 69V70H212ZM233 68V67H232ZM264 68V67H263ZM31 69V68H30ZM35 69V68H34ZM40 69V68H39ZM46 69V68H45ZM178 69H179V71H178ZM222 69H223V67H222ZM253 69V68H252ZM7 70H9L8 68H7ZM26 70V69H25ZM224 70V69H223ZM256 70V69H255ZM6 71V70H5ZM11 71V70H10ZM21 71V70H20ZM31 71V70H30ZM69 71H70V69H69ZM99 71H100V69H99ZM163 71V70H162ZM8 72V71H7ZM23 72V71H22ZM34 72V71H33ZM64 72V71H63ZM103 72V71H102ZM106 72H108V70L106 71ZM105 72V73H106ZM154 72V71H153ZM157 72V71H156ZM180 73L179 75H181V73H183V76H185L186 78H184V77H182V75L181 76H179L178 75V73ZM12 73V72H11ZM44 73V72H43ZM54 73V72H53ZM74 73V72H73ZM94 73V72H93ZM92 73V74H93ZM101 73V72H100ZM161 73V72H160ZM9 74V73H8ZM18 74V73H17ZM32 74V73H31ZM30 74V75H31ZM104 74V73H103ZM159 74V73H158ZM163 74H165V73H163ZM16 75V74H15ZM14 75V76H15ZM20 75V74H19ZM25 75V74H24ZM29 75V74H28ZM47 75H49V72H48V74ZM46 75V76H47ZM51 75V74H50ZM68 75H70V74H68ZM131 75V74H130ZM133 75V74H132ZM181 78L182 77V79H181V81L182 82H185L186 80L188 81H186V84H184V83H182L181 81L179 82V80L180 79H178V80H176L177 78H179L178 76ZM264 75V74H263ZM13 76V75H12ZM13 76V77H14ZM53 76V75H52ZM61 75H59V77H60ZM93 76H95V75H93ZM161 76V75H160ZM3 77V76H2ZM164 77V76H163ZM162 77V78H163ZM9 78V77H8ZM48 78V77H47ZM52 78H54V77H52ZM88 78V77H87ZM157 78V77H156ZM221 78H223V79H225V81H226V85H224V87L223 86H220V85H222V84H219V79H221ZM249 78V77H248ZM15 79H17V78H15ZM54 79H56V78H54ZM61 79V78H60ZM66 79V78H65ZM84 79V78H83ZM135 79H139V77L138 78H135ZM141 80H139V81H133V79H132V81H131V79H128V80H126L125 81V83H123V88L125 89L124 91V93H125V95L124 96H126V94H128L129 95V97L128 96H126V97H128L127 99H129V98H132V97H130V95H132V96H135V97H140V95H141V93H144V90L145 89H147L148 90V88L149 87H151L150 85H152V83L151 84H149V82H144V80L142 79V78H140ZM184 79H186L185 81H184ZM10 80V79H9ZM21 80V79H20ZM56 80H58V79H56ZM222 80V79H221ZM243 80V79H242ZM43 81H45V80H43ZM78 81V80H77ZM241 81V80H240ZM258 81V80H257ZM263 81V80H262ZM20 82H22V81H20ZM29 82V81H28ZM27 82V83H28ZM31 82H33V81H31ZM39 82V81H38ZM37 82V83H38ZM50 82V81H49ZM58 82V81H57ZM56 82V83H57ZM151 82V81H150ZM180 83V85H179V83ZM12 83V82H11ZM17 83H18V81H17ZM25 83H26V81H25ZM45 83H47V81L45 82ZM52 83V82H51ZM54 83V82H53ZM181 83H182V85H181ZM255 83V82H254ZM24 84V83H23ZM29 84V83H28ZM31 84V83H30ZM35 84V83H34ZM50 84V83H49ZM58 84H60V83H58ZM110 84V83H109ZM136 84H139V85H144L143 87H144V89H142L141 88V90L140 91H137V92H135L134 90L133 91H131L130 89H132V88H130V89H128L130 86L132 87V85H136ZM155 84V83H154ZM161 84V83H160ZM185 86H184V85ZM205 84H208L209 85V88H206V85ZM245 84V83H244ZM260 84V83H259ZM263 84V83H262ZM14 85V84H13ZM18 85V84H17ZM22 85V84H21ZM25 85V84H24ZM44 85V84H43ZM52 85V84H51ZM51 85H50V87H51ZM86 85V84H85ZM139 85H137V86H139ZM175 85L176 86V91H178L177 93H176V91H175V86H174V89H173V86ZM205 85V86H204ZM242 85V84H241ZM20 86V85H19ZM23 86V85H22ZM26 86V85H25ZM39 86V85H38ZM45 86V85H44ZM43 86V87H44ZM53 86H55V85H53ZM182 87L185 91H180L181 89H179L178 87ZM260 86V85H259ZM1 87H3V85H1ZM9 87V86H8ZM11 87V86H10ZM62 87V86H61ZM70 87V86H69ZM100 87V86H99ZM140 87V86H139ZM138 87V88H139ZM142 87V86H141ZM208 87V86H207ZM233 87V86H232ZM5 87H3V91L4 90H6V88L4 89ZM23 88V87H22ZM30 88V87H29ZM33 88H34V86H33ZM38 88V87H37ZM40 88V87H39ZM52 88V87H51ZM58 88V87H57ZM66 88V87H65ZM137 88V89H138ZM151 88H155V86L154 87H151ZM150 88V89H151ZM159 88V86H157V88L156 89H158ZM178 88V89H177ZM10 89V88H9ZM18 89V88H17ZM43 89V88H42ZM46 89V88H45ZM49 89V88H48ZM136 89V90H137ZM155 89V90H156ZM174 91H173V90ZM250 89V88H249ZM21 90V89H20ZM23 90V89H22ZM34 90V89H33ZM59 90V89H58ZM101 90V89H100ZM171 90L173 91L172 93H170L169 94V91L171 92ZM225 90V91H224ZM235 90V89H234ZM233 90V91H234ZM244 90V89H243ZM253 90V89H252ZM2 91V90H1ZM8 91V90H7ZM10 91V90H9ZM14 91V90H13ZM48 91V90H47ZM88 91V90H87ZM98 91V90H97ZM152 90H150V92H151ZM154 91V90H153ZM152 91V92H153ZM16 92V91H15ZM30 92H31V90H30ZM29 92V93H30ZM46 92V91H45ZM48 92H50V91H48ZM139 92V93H138ZM180 92H181V94H182V96H181V94H180ZM246 92V91H245ZM244 92V93H245ZM1 93V92H0ZM4 93V92H3ZM10 93V92H9ZM35 93V92H34ZM156 93L158 94V93H160V92H157V90H156ZM176 93V94H175ZM239 93V92H238ZM17 94V93H16ZM27 94V93H26ZM25 94V95H26ZM33 94V93H32ZM42 94V93H41ZM47 94V93H46ZM54 94V93H53ZM101 94V93H100ZM140 94V95H139ZM172 94H175V95H173L172 96ZM249 94V93H248ZM4 95V94H3ZM9 95V94H8ZM38 95V94H37ZM60 95H64L63 94V92H62V94H60ZM65 95H67V94H65ZM105 95V94H104ZM156 95V94H155ZM225 95V97H226V95L227 94H224ZM236 95V94H235ZM241 95V94H240ZM18 96V95H17ZM22 96H24V95H22ZM31 96V95H30ZM41 96V95H40ZM47 96V95H46ZM49 96V95H48ZM47 96V97H48ZM52 96V95H51ZM142 96V95H141ZM159 96V95H158ZM157 95H156V99H158L159 97H158ZM168 96H170L169 98H171V97H173V99L170 101V99H168ZM239 96V95H238ZM4 97V96H3ZM26 97V96H25ZM34 97V96H33ZM61 97V96H60ZM64 97V96H63ZM113 97V96H112ZM118 97V96H117ZM125 97V98H126ZM164 97V98H163ZM182 97V98H181ZM31 98V97H30ZM42 98V97H41ZM51 98V97H50ZM67 98V97H66ZM120 98V97H119ZM155 98V97H154ZM3 100H4V98H2ZM6 99H7V97H6ZM10 99H12V98H10ZM36 99V98H35ZM48 99H49V97H48ZM63 99V98H62ZM65 99V98H64ZM132 99H134V97L132 98ZM136 99V98H135ZM134 99V100H135ZM140 99V98H139ZM164 99V100H163ZM242 99V98H241ZM18 100V99H17ZM30 100V99H29ZM37 100H40V99H37ZM54 100H56V99H54ZM77 100H78V98H77ZM113 100V99H112ZM133 100V101H134ZM151 99H149V101H150ZM154 100V99H153ZM196 100H197V102H196ZM198 100H200L199 101V103H201V102H203V103H207V105H205V104H202L203 106L205 105V106H207V110H204V109H200V110H198L199 112H197L198 114H199V118L197 119V120H199L198 121V124L197 123H195L194 121H193V119L191 118V115L193 114V113H195V111L190 115V113H191V111L190 110H192L191 108L194 106V105H196L197 103H198ZM226 100H228V101H226ZM233 100V99H232ZM260 100V99H259ZM5 101V100H4ZM9 101V104H10V100H8ZM14 101V100H13ZM48 101V100H47ZM46 101V102H47ZM62 101V100H61ZM65 101V100H64ZM118 101V100H117ZM124 101V100H123ZM122 101V102H123ZM135 101H137V100H135ZM148 101V100H147ZM158 101V100H157ZM157 101H155V102H157ZM195 101V104H193V102ZM224 101V102H223ZM234 101V100H233ZM246 101V100H245ZM244 101V102H245ZM1 102V101H0ZM21 102H22V100H21ZM24 102V101H23ZM22 102V103H23ZM33 102V101H32ZM35 103H36V101H34ZM52 102V101H51ZM57 103H58V101H56ZM67 102V101H66ZM73 102V101H72ZM142 102V101H141ZM152 102V101H151ZM167 102V103H166ZM242 102V101H241ZM261 102V101H260ZM263 102V101H262ZM2 103H3V101H2ZM8 103V102H7ZM6 103V104H7ZM29 103V102H28ZM39 103V102H38ZM130 103V102H129ZM143 104H144V102H142ZM149 103V102H148ZM8 104V105H9ZM25 104V103H24ZM61 104V103H60ZM63 104V103H62ZM75 104V103H74ZM96 104V103H95ZM155 104V103H154ZM157 104V103H156ZM192 104H193V106H192ZM243 104V103H242ZM264 104V103H263ZM1 105V104H0ZM3 105V104H2ZM12 105V104H11ZM31 106H32V103L30 104ZM50 105H52V103L50 104ZM120 105V104H119ZM132 105V104H131ZM145 105H147L146 103H145ZM144 105V106H145ZM199 105V104H198ZM258 105V104H257ZM22 106V105H21ZM53 106V105H52ZM105 106V105H104ZM140 106V105H139ZM225 106V105H224ZM227 106H229V105H227ZM226 106V107H227ZM8 107H10V106H8ZM12 107V106H11ZM24 107V106H23ZM40 107V106H39ZM45 107V104H44V106H43V108ZM50 107V106H49ZM64 107V106H63ZM65 107H67V106H65ZM74 107V106H73ZM134 107V106H133ZM197 106H195V108H196ZM225 107V108H226ZM261 107H263V106H261ZM28 108V107H27ZM31 108H33V107H31ZM53 108V107H52ZM69 108V107H68ZM127 108H130V107H127ZM131 108H132V106H131ZM130 108V109H131ZM135 108V107H134ZM133 108V109H134ZM147 108H148V106H147ZM150 108V110H148V114L147 115H150V113H149V111H152V109H151V107H149ZM167 108H169V109H167ZM198 108V107H197ZM200 108V107H199ZM3 109V108H2ZM6 109V108H5ZM10 109V108H9ZM24 109V108H23ZM42 109V108H41ZM46 109V108H45ZM48 110H49V108H47ZM54 109V108H53ZM129 109V110H130ZM139 109V108H138ZM142 111H147L145 108H140ZM156 109V108H155ZM171 109H173V110H175V111H172ZM213 109V110H212ZM4 110V109H3ZM17 110H19L18 108H17ZM16 110V111H17ZM21 110V109H20ZM30 110V109H29ZM89 110V109H88ZM141 110H140V112H141ZM212 110V111H211ZM221 110H223L222 108H221ZM11 111V110H10ZM13 111V110H12ZM38 111V110H37ZM40 111V110H39ZM52 111V110H51ZM63 111V110H62ZM87 111V110H86ZM89 111H91V110H89ZM106 111V110H105ZM119 111V110H118ZM128 111V110H127ZM131 111H132V109H131ZM134 111V110H133ZM135 111H136V108H135ZM177 111V113L176 114H174L175 112ZM8 113V111H5V113ZM14 112V111H13ZM12 112V113H13ZM27 112V111H26ZM25 112V113H26ZM56 112V111H55ZM76 112V111H75ZM88 112V111H87ZM124 112H126V111H124ZM155 112V111H154ZM173 112V113H172ZM260 112H262V111H260ZM264 112V111H263ZM17 113V112H16ZM16 113H15V115H16ZM33 113V112H32ZM61 113V112H60ZM69 113V112H68ZM129 113V115H131L130 114V112H128ZM139 113V112H138ZM146 113V112H145ZM196 113V114H197ZM246 113H248V112H246ZM3 114V113H2ZM20 114V113H19ZM48 114V113H47ZM46 114V115H47ZM50 114H52L51 112H50ZM54 114V113H53ZM133 114V113H132ZM136 114V113H135ZM144 114V113H143ZM153 114H155V113H153ZM1 115V114H0ZM7 115V114H6ZM13 115H14V113H13ZM34 115V114H33ZM46 115H45V117H46ZM58 115V114H57ZM66 115V114H65ZM71 115V114H70ZM89 115V114H88ZM140 115V114H139ZM138 114H136V116H139ZM141 115H142V112H141ZM226 115V114H225ZM261 115V114H260ZM9 116V115H8ZM8 116H6L7 118H12L11 116L10 117H8ZM21 116V115H20ZM26 116H27V114H26ZM38 116V115H37ZM42 116V115H41ZM40 116V117H41ZM52 116V115H51ZM54 116H55V114H54ZM127 116H128V114H127ZM132 116H134V115H132ZM136 116H135V118H134V120L136 121L138 118H136ZM151 116V115H150ZM173 116V117H172ZM43 117H44V115H43ZM44 117V118H45ZM67 117V116H66ZM72 117V116H71ZM84 117V116H83ZM122 117H124V116H122ZM129 117V116H128ZM192 117H194V114H193V116ZM248 117V116H247ZM4 118V117H3ZM6 118V119H7ZM14 118V117H13ZM15 118H17V116L15 117ZM23 118H24V116H23ZM22 118V119H23ZM52 118V117H51ZM55 118H56V116H55ZM68 118H70L69 116H68ZM147 118V116L146 117H144V119H146ZM148 118H150V117H148ZM147 118V119H148ZM195 118V117H194ZM228 118H230L229 116H228ZM227 118V119H228ZM254 118V117H253ZM264 118V117H263ZM5 119V120H6ZM21 119V118H20ZM39 119V118H38ZM46 119V118H45ZM65 119H67V118H65ZM130 119V118H129ZM139 119H140V117H139ZM143 119V118H142ZM143 119V120H144ZM233 119V118H232ZM8 120V119H7ZM32 120V119H31ZM68 120V119H67ZM74 120V119H73ZM108 120V119H107ZM110 120V119H109ZM127 120V119H126ZM131 120H133L132 119V117H131ZM133 120V121H134ZM252 120V119H251ZM263 120V119H262ZM4 121V120H3ZM2 121V122H3ZM15 121H17V120H15ZM19 121V120H18ZM28 121V120H27ZM40 121V120H39ZM52 121H54V119L52 120ZM56 121V120H55ZM132 121V122H133ZM138 121V120H137ZM144 121H147V120H144ZM143 121V122H144ZM226 121V120H225ZM259 121V120H258ZM6 122V121H5ZM8 122H9V120H8ZM12 122V121H11ZM14 122V121H13ZM21 122H23V121H21ZM32 122V121H31ZM37 122V121H36ZM35 122V123H36ZM45 122V121H44ZM60 122H61V119H60ZM59 122V123H60ZM118 122V121H117ZM140 122H141V120H140ZM139 122V123H140ZM148 122V121H147ZM229 122V121H228ZM241 122V121H240ZM245 122V121H244ZM257 122V121H256ZM4 123V122H3ZM24 123V122H23ZM22 123V124H23ZM29 123V122H28ZM38 123H40V122H38ZM46 123V122H45ZM48 123V122H47ZM128 123V122H127ZM156 123V124H157ZM220 123V124H219ZM249 123V122H248ZM255 123V122H254ZM31 124V123H30ZM66 124V123H65ZM82 124V123H81ZM121 124V123H120ZM134 124V126H137V127H139L138 125V122L136 123H133ZM138 124V125H137ZM145 124V123H144ZM168 124V125H167ZM222 124V125H221ZM236 124V123H235ZM239 124V123H238ZM2 125V124H1ZM5 125V124H4ZM11 125H13V124H11ZM14 125H15V123H14ZM25 125H29V124H25ZM36 125V124H35ZM34 125V126H35ZM43 125H44V123H43ZM116 125V124H115ZM130 125H132V124H130ZM147 125V124H146ZM201 126V128H199L198 126ZM255 125H258V124H255ZM10 126V125H9ZM23 126V125H22ZM32 126V129H33V124L31 125ZM49 126V125H48ZM69 126V125H68ZM141 126V128H142V124L140 125ZM168 126H169V129H168ZM262 126V125H261ZM6 127V126H5ZM8 127V126H7ZM45 127V126H44ZM55 127V126H54ZM63 127V126H62ZM65 127V126H64ZM145 127V126H144ZM147 127V126H146ZM226 127H228V126H226ZM256 127V126H255ZM0 128H2V126L0 127ZM10 128V127H9ZM13 128V127H12ZM20 128V127H19ZM18 128V129H19ZM28 128V127H27ZM26 128V129H27ZM45 128H47V127H45ZM67 128V127H66ZM130 128H132V127H130ZM141 128H137L138 130H140ZM248 128V127H247ZM258 128V127H257ZM8 129V128H7ZM22 129V128H21ZM136 129V128H135ZM200 129V130H199ZM226 129V128H225ZM228 129V128H227ZM245 129H246V127H245ZM249 129V128H248ZM253 129V128H252ZM264 129V128H263ZM1 130V129H0ZM6 130V129H5ZM4 130V131H5ZM28 130V129H27ZM30 130V129H29ZM47 130H48V128H47ZM62 130V129H61ZM86 130V129H85ZM231 130V129H230ZM260 130V129H259ZM262 130V129H261ZM4 131H2L3 133H4ZM7 131V130H6ZM20 131V130H19ZM18 131V132H19ZM35 131V130H34ZM44 131V130H43ZM42 131V132H43ZM65 131V130H64ZM80 131V130H79ZM111 131V130H110ZM114 131V130H113ZM137 131V130H136ZM160 131H162V130H160ZM191 131H193L192 133H191ZM252 131V130H251ZM9 132V131H8ZM21 132V131H20ZM19 132V133H20ZM31 132V131H30ZM82 132V131H81ZM135 132V131H134ZM141 132V131H140ZM154 132H155V130H154ZM195 132V133H194ZM222 132V131H221ZM230 132H232V131H230ZM255 132V131H254ZM7 133V132H6ZM12 133V132H11ZM28 133V132H27ZM34 133V132H33ZM46 133V132H45ZM56 133V132H55ZM87 133V132H86ZM135 133H137V132H135ZM226 133V132H225ZM252 133V132H251ZM256 133V132H255ZM7 134H9V133H7ZM7 134H6V136H7ZM14 134V133H13ZM18 134V133H17ZM42 134V133H41ZM61 134V133H60ZM76 134V133H75ZM74 134V135H75ZM82 134V133H81ZM92 134V133H91ZM90 134V135H91ZM131 134V133H130ZM142 134V133H141ZM158 134V133H157ZM253 134V133H252ZM262 134V133H261ZM261 134H259L258 136H260ZM2 135H4V134H2ZM16 135V134H15ZM21 135V134H20ZM33 135V134H32ZM49 135V134H48ZM52 135V134H51ZM62 135V134H61ZM172 135V136H171ZM17 136H19V135H17ZM22 136H23V134H22ZM21 136V137H22ZM25 136L27 137V135L25 134ZM29 136H31V135H29ZM63 136V135H62ZM82 136V135H81ZM84 136V135H83ZM135 136V135H134ZM194 136V135H193ZM256 136V135H255ZM257 136V137H258ZM13 137V136H12ZM16 137V136H15ZM24 137V136H23ZM25 137V138H26ZM33 137V136H32ZM32 137H30V138H32ZM37 137H38V135H37ZM41 137V136H40ZM56 137H57V135H56ZM110 137V136H109ZM162 137V138H163ZM176 137H175V141H174V138H171L170 140H172L170 143L169 142H167V145H165V146H171L172 147V145H174V144H176ZM195 137H194V139H195ZM215 137H218V136H216L215 135ZM262 137V136H261ZM2 138V137H1ZM1 138H0V141H1ZM14 138V137H13ZM12 138V139H13ZM19 138V137H18ZM44 138V137H43ZM52 138V137H51ZM135 138V137H134ZM138 138H139V136H138ZM219 138V137H218ZM222 138V137H221ZM232 138V137H231ZM230 138V139H231ZM247 138V137H246ZM33 139V138H32ZM47 139V138H46ZM57 139V138H56ZM91 139V138H90ZM154 139V138H153ZM194 139H192V141L194 140ZM198 139V138H197ZM213 139H214V137H213ZM232 139H234V138H232ZM231 139V140H232ZM253 139H254V137H253ZM258 139V138H257ZM5 140V139H4ZM8 140V139H7ZM9 140H10V138H9ZM15 140V138L13 139V141ZM20 140V139H19ZM22 140H23V138H22ZM31 140V139H30ZM38 140V139H37ZM131 140H133V138L131 139ZM130 140V141H131ZM167 140V139H166ZM169 140V141H170ZM196 140V139H195ZM216 140V139H215ZM3 141V140H2ZM6 141V140H5ZM16 141V140H15ZM21 141V140H20ZM32 141V140H31ZM40 141V140H39ZM50 141H51V139H50ZM57 141H59V138H58V140ZM78 141V140H77ZM137 141H138V139H137ZM161 141V140H160ZM178 141V140H177ZM178 141V142H179ZM209 141V140H208ZM9 142V141H8ZM17 142H18V140H17ZM24 142V141H23ZM35 142H37V141H35ZM43 142V143H42ZM61 142V141H60ZM81 142H82V140H81ZM111 142V141H110ZM109 142V143H110ZM132 142V141H131ZM134 142V141H133ZM135 142H136V139H135ZM140 142V141H139ZM165 142V141H164ZM174 142V143H173ZM177 142V143H178ZM232 142V141H231ZM235 142V141H234ZM252 142V141H251ZM2 143V142H1ZM0 143V144H1ZM4 143V142H3ZM11 143V142H10ZM13 143V142H12ZM30 143V142H29ZM40 143H42V145H45L44 143H45V141L43 140V141H40ZM49 143V142H48ZM53 144H54V142H52ZM51 143V144H52ZM128 143V142H127ZM163 143V142H162ZM180 143V144H181ZM189 143H191V142H189ZM188 143V144H189ZM221 143V142H220ZM228 143H229V141H228ZM247 143V142H246ZM254 143V142H253ZM4 144H6V143H4ZM50 144V145H51ZM84 144V143H83ZM111 144V143H110ZM133 144V143H132ZM135 144V143H134ZM181 144V145H182ZM185 144V145H184ZM219 144V143H218ZM218 144H213V142H212V144H211V146L209 147V152H208V154H207V156H206V158L205 157H201L202 159H206L207 161H209V163L211 164V166L209 165L208 166V168H214V166H216L215 164L216 163H218V161L221 159V147H217V145ZM222 144V143H221ZM8 145V144H7ZM13 145V144H12ZM11 145V146H12ZM28 145V144H27ZM30 145V144H29ZM32 145V144H31ZM34 145V144H33ZM35 145H36V143H35ZM35 145L33 146V149H35ZM50 145H48V147L50 146ZM59 145V144H58ZM79 145V144H78ZM244 145V144H243ZM10 145H8V147H9ZM16 146V145H15ZM19 146H20V144H19ZM37 146H38V144H37ZM56 146V145H55ZM85 146V145H84ZM101 146V145H100ZM139 146V145H138ZM147 146V145H146ZM155 146V145H154ZM158 146V145H157ZM164 146V145H163ZM175 146V145H174ZM198 146H200V145H198ZM229 146V145H228ZM227 146V147H228ZM253 146V145H252ZM8 147H6V148H8ZM17 147H18V145H17ZM24 147V146H23ZM32 147V146H31ZM40 147H41V145H40ZM45 147V146H44ZM51 147V146H50ZM87 147V146H86ZM168 147H166V149L168 148ZM184 147H183V149H184ZM254 147V146H253ZM6 148H5V150H6ZM10 148V147H9ZM19 148V147H18ZM21 148H22V145H21ZM38 148V147H37ZM36 148V149H37ZM46 148V147H45ZM52 148V147H51ZM81 148V147H80ZM104 148V147H103ZM127 148V147H126ZM128 148H129V146H128ZM136 148V147H135ZM146 148V147H145ZM156 148V147H155ZM160 148V147H159ZM187 148V147H186ZM223 148H225V147H223ZM11 149H12V147H11ZM38 149H40V148H38ZM48 149H50V148H48ZM47 149V150H48ZM52 149H54V148H52ZM51 149V150H52ZM59 149V148H58ZM130 149H132V148H130ZM134 149V148H133ZM164 149V148H163ZM173 149V148H172ZM182 149V150H183ZM206 149V148H205ZM227 149V148H226ZM255 149V148H254ZM28 150V149H27ZM41 150H43V149H41ZM40 150V151H41ZM60 150V149H59ZM63 150H65V149H63ZM94 150V149H93ZM150 150V149H149ZM162 150V149H161ZM165 150V149H164ZM168 150V149H167ZM171 150V149H170ZM224 150V149H223ZM262 150V149H261ZM7 151V150H6ZM11 151V150H10ZM131 150H129V152H130ZM133 151V150H132ZM134 151H135V149H134ZM139 151V150H138ZM179 151V150H178ZM181 151V150H180ZM185 151V150H184ZM199 151V150H198ZM256 151V150H255ZM19 152V151H18ZM30 152V151H29ZM33 152V151H32ZM49 152V151H48ZM52 152V151H51ZM67 152V151H66ZM69 152V151H68ZM87 152V151H86ZM98 152V151H97ZM119 152V151H118ZM168 152H169V150H168ZM9 153V152H8ZM7 153V154H8ZM16 153H17V151H16ZM25 153V152H24ZM34 153H36V152H34ZM40 153V152H39ZM38 153V154H39ZM61 153V152H60ZM132 153V152H131ZM158 153V152H157ZM175 153V152H174ZM191 153V152H190ZM240 153V152H239ZM21 155H22V153H20ZM27 154H28V152H27ZM42 154V153H41ZM46 154V153H45ZM44 154V155H45ZM51 154H53V153H51ZM56 154V153H55ZM63 154H64V152H63ZM66 154V153H65ZM80 154V153H79ZM83 154V153H82ZM133 154V153H132ZM164 154V153H163ZM169 154H170V152H169ZM203 154V153H202ZM246 154V153H245ZM1 155V154H0ZM5 155V154H4ZM12 155V154H11ZM15 155H17V154H15ZM44 155H42L41 157H44ZM47 155V154H46ZM49 155V154H48ZM58 155V154H57ZM61 155V154H60ZM133 155H135V154H133ZM178 155V154H177ZM193 155H194V153H193ZM196 155V154H195ZM204 155V154H203ZM250 155V154H249ZM257 155V154H256ZM7 156V155H6ZM14 156V155H13ZM35 156V155H34ZM51 156V155H50ZM63 156V155H62ZM66 156V155H65ZM72 156V155H71ZM83 156H85V155H83ZM87 156H88V154H87ZM132 156V155H131ZM202 156V155H201ZM205 156V155H204ZM5 157V156H4ZM4 157H2V158H4ZM8 157V156H7ZM29 157V156H28ZM37 157V156H36ZM143 157V156H142ZM155 157V156H154ZM175 157V156H174ZM257 157V156H256ZM30 158V157H29ZM45 158V157H44ZM48 158H49V156H48ZM52 158H54L55 159V157H52ZM51 158V159H52ZM61 158V157H60ZM63 158V157H62ZM90 158V157H89ZM259 158V157H258ZM6 159H8V158H6ZM11 159V158H10ZM13 160H14V158H12ZM15 159H17V158H15ZM86 159V158H85ZM107 159V158H106ZM201 159V160H202ZM264 159V158H263ZM2 160V159H1ZM38 160H40V159H38ZM68 160V159H67ZM87 160V159H86ZM166 160V159H165ZM182 160V159H181ZM180 160V161H181ZM188 160H189V158H188ZM191 160H192V158H191ZM249 160V159H248ZM258 160V159H257ZM4 162H5V159L3 160ZM8 161V160H7ZM23 161V160H22ZM30 161H31V159H30ZM43 161V160H42ZM46 161V160H45ZM62 161V160H61ZM81 161V160H80ZM79 161V162H80ZM83 161V160H82ZM190 161V160H189ZM12 162V161H11ZM19 162H21V161H19ZM25 162V161H24ZM33 162V161H32ZM44 162V161H43ZM42 162V163H43ZM50 162V161H49ZM84 162V161H83ZM203 162H204V160H203ZM8 163V162H7ZM14 163V162H13ZM15 163H16V161H15ZM15 163H14V165H15ZM22 163V162H21ZM20 163V164H21ZM30 162L28 161V164H29ZM55 163V162H54ZM67 163V162H66ZM70 163H71V161H70ZM90 163V162H89ZM167 163V162H166ZM192 163V162H191ZM190 163V164H191ZM206 163H208V162H206ZM4 164V163H3ZM12 164V163H11ZM18 164V163H17ZM33 164V163H32ZM35 164V163H34ZM49 164V163H48ZM56 164V163H55ZM109 164V163H108ZM220 164V163H219ZM8 165V164H7ZM7 165H6V167H7ZM13 165V164H12ZM30 165V164H29ZM53 165V164H52ZM69 165V164H68ZM73 165V164H72ZM81 165V164H80ZM192 165V164H191ZM208 164H206V166H207ZM10 166V165H9ZM18 166V165H17ZM21 166V165H20ZM33 166V165H32ZM37 166V165H36ZM48 166V165H47ZM51 166V165H50ZM49 166V167H50ZM54 166V165H53ZM64 166V165H63ZM74 166V165H73ZM79 166V165H78ZM119 166V165H118ZM131 166V165H130ZM177 166H179V165H177ZM188 166V165H187ZM1 167V166H0ZM14 167V166H13ZM27 167V166H26ZM30 167V166H29ZM60 168H61V166H59ZM70 167V166H69ZM72 167V166H71ZM70 167V168H71ZM152 167V166H151ZM158 167V166H157ZM174 167V166H173ZM9 168V167H8ZM18 168V167H17ZM20 168V167H19ZM19 168L17 169V171L19 170ZM23 168V167H22ZM22 168H20V170H22ZM73 168V167H72ZM81 168V167H80ZM179 168H180V166H179ZM182 168V167H181ZM216 168V167H215ZM5 169V168H4ZM11 168H9V170H10ZM13 169V168H12ZM36 169V168H35ZM44 169V168H43ZM42 169V170H43ZM58 169V168H57ZM68 169V168H67ZM78 169V168H77ZM89 169V168H88ZM157 169V168H156ZM160 169V168H159ZM162 169V168H161ZM199 169V168H198ZM253 169V168H252ZM14 170V169H13ZM24 170V169H23ZM37 170V169H36ZM41 170V171H42ZM55 170V169H54ZM83 170V169H82ZM113 170V169H112ZM124 170V169H123ZM176 169H174V171H175ZM178 170V169H177ZM182 170V169H181ZM180 170V171H181ZM213 170V169H212ZM211 169H210V171H212ZM2 171V170H1ZM29 171H30V169H29ZM39 171V170H38ZM40 171V172H41ZM45 171H46V169H45ZM50 171V170H49ZM60 171V170H59ZM58 171V172H59ZM72 171V170H71ZM151 171V170H150ZM160 171V170H159ZM173 171V172H174ZM180 171H178L179 173H180ZM215 171V170H214ZM255 171V170H254ZM6 172V171H5ZM15 172H16V169H15ZM14 172V173H15ZM26 172V171H25ZM52 172V171H51ZM123 172V171H122ZM156 172V171H155ZM172 172V173H173ZM19 174L21 173V172H18ZM28 173V172H27ZM56 173V172H55ZM64 173V172H63ZM68 173V172H67ZM66 173V174H67ZM75 173V172H74ZM176 173V172H175ZM4 174V173H3ZM2 173H1V175H3ZM7 174H8V170H7ZM10 174V173H9ZM11 174L13 175V173H12V171H11ZM39 174H41V173H39ZM47 174V173H46ZM72 174V173H71ZM77 174V173H76ZM157 174V175H156ZM165 173L163 172V171H161V172H156L155 173V177H156V179L158 180V179H161L162 181H164L165 183L167 182V181H165L164 179H165V175H164ZM22 175H23V173H22ZM30 175V174H29ZM33 175V174H32ZM42 175V174H41ZM54 175V174H53ZM58 175V174H57ZM57 175H55V176H57ZM74 175V174H73ZM79 175H81V174H79ZM174 175V174H173ZM176 175V174H175ZM174 175V176H175ZM177 175H178V173H177ZM176 175V176H177ZM182 175H184V174H182ZM251 175V174H250ZM11 176V175H10ZM14 176V175H13ZM16 176V175H15ZM14 176V177H15ZM21 175H19V177H20ZM42 176H44V175H42ZM51 176V175H50ZM62 176V175H61ZM66 177H67V175H65ZM65 176H62L63 178L65 177ZM175 176V178H177ZM196 176V175H195ZM26 177H28V176H26ZM33 177V176H32ZM39 177V176H38ZM59 177V176H58ZM69 177V176H68ZM67 177V178H68ZM77 177V176H76ZM171 177V176H170ZM1 178V177H0ZM12 178V177H11ZM31 178V177H30ZM30 178H28V180L30 179ZM42 178V177H41ZM46 178V177H45ZM45 178L44 179H42V180H44L45 181ZM79 178V177H78ZM88 178V177H87ZM131 178V177H130ZM179 178V177H178ZM251 178V177H250ZM14 179V178H13ZM31 179H33V178H31ZM34 179L37 181L38 179H37V177L34 175ZM33 179V180H34ZM47 179V178H46ZM55 179V178H54ZM73 179V178H72ZM170 179V178H169ZM174 179V178H173ZM17 181H18V179H16ZM20 180V179H19ZM42 180H40L41 182H42ZM172 180V179H171ZM1 181V180H0ZM2 181H4V180H2ZM8 181V180H7ZM22 181V180H21ZM32 181V180H31ZM35 181V182H36ZM55 181V180H54ZM59 181V180H58ZM6 182V181H5ZM14 182H15V180H14ZM14 182L12 181V183H13V187H14ZM19 182V181H18ZM17 182V183H18ZM34 182V183H35ZM55 182H57V181H55ZM60 182V181H59ZM67 182V181H66ZM155 182H156V180H155ZM164 182H162L163 184H164ZM171 182V181H170ZM219 182H221L220 181V179H218V180H212L211 181V185H210V188H211V191H213V192H216V190H219L220 192H219V194H221L222 192L221 191H223V195L222 196H224L225 194H226V197H228L227 199V202H225V206H226V211L228 210V211H232L233 209H234V205H232L231 204V200H230V198H232L233 197V194L231 195L230 193H228L227 192V190H226V188H223L222 186H220L221 184L219 183ZM2 183V182H1ZM37 183V182H36ZM35 183V184H36ZM44 183V182H43ZM58 183V182H57ZM127 183V182H126ZM223 183V182H222ZM10 184V183H9ZM22 184V183H21ZM51 184H53V183H51ZM55 184V183H54ZM160 184V183H159ZM209 184H210V182H209ZM220 184V185H219ZM228 184V183H227ZM15 185H16V183H15ZM24 185V184H23ZM29 185L31 186V184H30V182H29ZM29 185H27V186H29ZM44 185V184H43ZM62 185V184H61ZM69 185V184H68ZM223 185V184H222ZM4 186V185H3ZM3 186H1V187H3ZM6 186V185H5ZM17 186V185H16ZM37 187H38V185H36ZM42 186V185H41ZM41 186H39V188H41ZM46 186V185H45ZM44 186V187H45ZM55 186V185H54ZM72 186V185H71ZM166 186V185H165ZM0 187V188H1ZM8 187H10V186H8ZM11 187H12V185H11ZM18 187V186H17ZM17 187L15 188L16 190H17ZM34 186H32V191H34V188H33ZM43 187V186H42ZM53 187V186H52ZM62 187V186H61ZM164 187V186H163ZM162 186H161V190L160 191H163V194L165 195V192H166V189H168V188H166V189H164V190H162V188H163ZM170 187V186H169ZM24 188V187H23ZM27 188V187H26ZM54 188V187H53ZM116 188V187H115ZM3 189V188H2ZM1 189V190H2ZM11 189H13V188H11ZM25 189V188H24ZM28 189V188H27ZM43 189V188H42ZM47 189V188H46ZM62 189V188H61ZM63 189H66V190H68L67 188H65V187H63ZM63 189L61 190V191H63ZM77 189V188H76ZM75 189V190H76ZM133 189V188H132ZM154 189H156V188H154ZM158 189V188H157ZM0 190V191H1ZM59 190V189H58ZM58 190H57V192H58ZM169 190V189H168ZM2 191H4V190H2ZM14 191V190H13ZM19 191V190H18ZM47 191H48V189H47ZM50 191H54V190H50ZM56 191V190H55ZM156 191V190H155ZM5 192H7V191H5ZM4 192V193H5ZM12 192V191H11ZM16 192V191H15ZM44 192V191H43ZM42 192V193H43ZM49 192V191H48ZM66 192H68V191H66ZM66 192L64 191L63 193H65L66 194ZM10 193V192H9ZM26 193V192H25ZM30 193V192H29ZM28 193V194H29ZM46 193V192H45ZM44 193V194H45ZM51 192H49V194H50ZM56 193V192H55ZM54 193V194H55ZM71 193V192H70ZM0 194H2V193H0ZM7 195H8V193H6ZM19 194H20V192H19ZM48 194V193H47ZM52 194V193H51ZM53 194V195H54ZM61 194V193H60ZM68 194V193H67ZM216 194H218L217 192H216ZM15 195V194H14ZM21 195V194H20ZM30 195V194H29ZM42 195V194H41ZM41 195H39V196H41ZM46 195V194H45ZM57 195V194H56ZM85 195V194H84ZM167 195H168V191H167ZM166 195V198H168L169 197V199H170V196L168 195L167 196ZM260 195V194H259ZM18 196V195H17ZM38 196V195H37ZM52 196V195H51ZM61 196V195H60ZM91 196V195H90ZM163 196V195H162ZM161 196V197H162ZM216 196V195H215ZM220 196V195H219ZM218 196V197H219ZM221 196V197H222ZM229 196H231V197H229ZM4 197V196H3ZM19 197V196H18ZM63 197H65V196H63ZM62 197V198H63ZM68 197H70V196H67V198ZM119 197V196H118ZM158 197V196H157ZM220 197V198H221ZM9 198V197H8ZM10 198H12L11 196H10ZM40 198V197H39ZM42 198H44V197H42ZM45 198H47V197H45ZM59 198V197H58ZM57 198V199H58ZM71 198V197H70ZM135 198V197H134ZM164 198H165V196H164ZM29 199V198H28ZM33 199V198H32ZM50 199V198H49ZM49 199H47V200H49ZM52 200L54 199V196H53V198H51ZM72 199V198H71ZM71 199H68V201L69 200H71ZM235 199V198H234ZM9 200V199H8ZM14 200H16L15 198H14ZM38 200V199H37ZM39 200H41V199H39ZM43 200V199H42ZM55 200V199H54ZM138 200H140L139 202L138 201H136V202H138L137 204L138 205H134L135 206V208H136V211H137V209H139V212L136 214V216L138 217V220H139V222L138 223H140V221H142V218L141 217H143V221H145V216H144V211H145V206H146V203H145V201H146V199L144 198V196L143 197H140ZM13 201V200H12ZM56 201V200H55ZM66 201H67V199H66ZM66 201H65V203H66ZM74 202H75V200H73ZM166 201H169L168 199L166 200ZM5 202V201H4ZM22 202V201H21ZM41 202V201H40ZM43 202H45V203H47V201L45 200H43ZM43 202H41V204H43ZM54 201H52V203H53ZM62 202V201H61ZM113 202V201H112ZM121 202V201H120ZM132 202V201H131ZM135 202V201H134ZM9 203V202H8ZM28 203V202H27ZM33 203V202H32ZM35 203V202H34ZM44 203V204H45ZM52 203L50 204V206L52 205ZM56 203V202H55ZM64 203V202H63ZM68 203V202H67ZM66 203V204H67ZM70 203H73V202H70ZM76 203V202H75ZM99 203V202H98ZM233 203V202H232ZM236 203V202H235ZM43 204V208H44V206H46V204L44 205ZM59 204V202L57 203V205ZM61 204V203H60ZM156 204V203H155ZM168 204V203H167ZM9 205V204H8ZM7 205V206H8ZM37 205H38V203H37ZM62 205V204H61ZM70 205V204H69ZM69 205H65V207H67L68 208V206ZM71 205H73V204H71ZM75 205V204H74ZM126 205V204H125ZM164 205V204H163ZM236 205V204H235ZM25 206V205H24ZM27 206V205H26ZM64 206V205H63ZM78 206V205H77ZM109 206V205H108ZM1 207V206H0ZM31 207V206H30ZM35 207H37V206H35ZM55 207V206H54ZM57 207V206H56ZM55 207V210L57 209ZM59 207H61V206H59ZM59 207H58V209H59ZM71 207V206H70ZM152 207V206H151ZM167 207V206H166ZM166 207H165V209H166ZM66 208V209H67ZM75 208V207H74ZM130 208V207H129ZM134 207H132V209H133ZM135 208H134V210H135ZM39 209V208H38ZM41 209V208H40ZM61 209H62V207H61ZM61 209H59V210H61ZM68 209H71V208H68ZM77 209V208H76ZM75 209V210H76ZM117 209V208H116ZM35 210V209H34ZM52 210V209H51ZM53 210H54V208H53ZM58 210V212H60V213H62V211L63 210H61V211H59ZM120 210H124L125 211V209H120ZM133 210V211H134ZM153 210V209H152ZM155 210V209H154ZM41 211V210H40ZM44 211V210H43ZM57 211V210H56ZM72 211H74L73 209H72ZM80 211V210H79ZM121 211V212H122ZM158 211H160V210H158ZM227 211V212H228ZM8 212V211H7ZM34 212H36V210L34 211ZM39 211H37V213H38ZM45 212V211H44ZM50 212V211H49ZM48 212V213H49ZM54 212V211H53ZM64 212H66L67 213V211H64ZM63 212V213H64ZM71 211L69 210V213H70ZM120 212V211H119ZM135 212V211H134ZM157 212V211H156ZM165 212V211H164ZM237 212V211H236ZM260 212H262V210H260ZM28 213V212H27ZM33 213V212H32ZM47 213V212H46ZM45 213V214H46ZM57 213V212H56ZM55 213V214H56ZM59 213V214H60ZM72 213V212H71ZM166 213V214H165ZM164 214H165V217L166 218H168L170 215H168V214H170V207H168L167 208V212H165ZM229 213V212H228ZM259 213V212H258ZM11 214V213H10ZM16 214V213H15ZM41 214V213H40ZM43 214V213H42ZM50 214V213H49ZM48 214V215H49ZM55 214H51V215H55ZM58 214V215H59ZM68 214V213H67ZM66 214V215H67ZM84 214V213H83ZM86 214V213H85ZM117 214V213H116ZM260 214H262V213H260ZM22 215V214H21ZM38 215V214H37ZM61 215V214H60ZM75 215H76V213H75ZM118 215V214H117ZM139 215V216H138ZM256 215V214H255ZM259 215V214H258ZM257 215V216H258ZM3 216H4V214H3ZM33 216H35V214L33 215ZM73 216V215H72ZM106 216V215H105ZM147 216V215H146ZM155 216V215H154ZM164 216V215H163ZM233 216V215H232ZM232 216L230 217L229 216V218L230 219H232ZM260 216V215H259ZM38 217V216H37ZM40 217V216H39ZM38 217V218H39ZM43 217H44V214H43ZM54 217V216H53ZM52 217V218H53ZM71 217V216H70ZM77 217V216H76ZM129 217V216H128ZM132 217V216H131ZM136 217V218H137ZM157 218H158V216H156ZM234 217V216H233ZM263 217V218H262ZM261 218L259 217V219H260V227H261V229H263V231H261V234H262V232L264 233V216H262ZM56 218H58V216L56 217ZM72 218H74V217H72ZM120 218V217H119ZM238 218V217H237ZM3 219V218H2ZM24 219V218H23ZM40 219H42V218H40ZM45 219H47V217H45ZM55 219V218H54ZM66 220H68L67 218H65ZM79 219V218H78ZM153 219H154V217H153ZM165 219V218H164ZM164 219H161L162 221H164ZM25 220V219H24ZM35 220V219H34ZM50 220V219H49ZM70 220H71V218H70ZM73 220V219H72ZM75 220V219H74ZM82 220H84V219H82ZM117 220V219H116ZM138 220H136V222L138 221ZM30 221V220H29ZM41 221V220H40ZM43 221V220H42ZM41 221V222H42ZM65 221V220H64ZM50 222V221H49ZM52 222V221H51ZM55 222V221H54ZM58 222V221H57ZM60 222V221H59ZM58 222V223H59ZM62 222V221H61ZM67 222V221H66ZM77 222V221H76ZM87 222V221H86ZM105 222V221H104ZM135 222V221H134ZM156 222V221H155ZM2 223V222H1ZM21 223H23V222H21ZM29 223V222H28ZM31 223V222H30ZM34 223H35V221H34ZM53 223V222H52ZM68 223V222H67ZM72 223V222H71ZM75 223V222H74ZM73 223V224H74ZM88 223V222H87ZM95 223V222H94ZM137 223V224H138ZM227 223H229L228 221H227ZM38 224H40V222L38 223L37 222V224H35L36 226L38 225ZM46 224H48V223H46ZM51 224V223H50ZM59 224H61V223H59ZM59 224H58V226H59ZM63 224H65V223H63ZM69 224V223H68ZM77 224V223H76ZM83 224H86V223H83ZM107 224V223H106ZM105 224V225H106ZM125 224V223H124ZM129 224V223H128ZM143 224V223H142ZM156 224V223H155ZM230 224V223H229ZM1 225V224H0ZM22 225V224H21ZM27 225V224H26ZM29 225H31V224H29ZM54 225V224H53ZM57 225V224H56ZM67 225V224H66ZM75 225V224H74ZM73 225V226H74ZM89 225V224H88ZM23 226V225H22ZM32 226V225H31ZM51 226H52V224H51ZM50 226V227H51ZM62 226H64V225H62ZM69 226H70V224H69ZM72 226V225H71ZM78 226H79V224H78ZM90 226V225H89ZM164 226V225H163ZM17 227V226H16ZM25 227V226H24ZM30 227V226H29ZM28 227V228H29ZM32 227H34V226H32ZM39 227V226H38ZM43 227V226H42ZM41 227V228H42ZM55 227V226H54ZM57 227V226H56ZM59 227H61V226H59ZM68 227V226H67ZM66 227V228H67ZM77 227V226H76ZM75 227V228H76ZM136 227V226H135ZM159 227V226H158ZM17 228H19V227H17ZM22 228V227H21ZM26 228V227H25ZM52 228V227H51ZM72 228V227H71ZM79 228V227H78ZM163 229H164V227H162ZM161 228V229H162ZM30 229V228H29ZM38 230L40 229V228H37ZM44 229H46L45 227H44ZM54 229H56V228H53V230ZM60 229V228H59ZM63 229H65V228H63ZM137 229H138V227H137ZM154 229H156V228H154ZM153 229V231H155ZM162 229V230H163ZM23 230L25 231V229L23 228ZM33 230V229H32ZM31 230V231H32ZM37 230V231H38ZM47 230V229H46ZM45 230V231H46ZM50 230V229H49ZM58 230V229H57ZM68 230V229H67ZM66 230V231H67ZM69 230H70V227H69ZM74 230H76V229H74ZM156 230H158V229H156ZM19 231V230H18ZM29 231V230H28ZM39 231H41V230H39ZM55 231V230H54ZM71 231V230H70ZM73 231V230H72ZM86 231V230H85ZM48 232H49V236H50V231H47V235H48ZM63 232L64 231H62L61 232V230H60V233H62L63 234ZM75 232V231H74ZM134 232H136V231H134ZM156 232V231H155ZM154 232V234H156V233H160V232H156L155 233ZM29 233V232H28ZM34 233V232H33ZM36 233V232H35ZM34 233V234H35ZM38 233V232H37ZM40 233V232H39ZM45 233V232H44ZM51 233H53V232H51ZM65 233V232H64ZM66 233H68V232H66ZM72 233V232H71ZM132 233H133V231H132ZM8 234V233H7ZM41 234V233H40ZM61 234V235H62ZM70 234V233H69ZM137 234V233H136ZM28 235V234H27ZM30 237H31V232H30ZM28 235V236H29ZM45 235V234H44ZM43 235V236H44ZM46 235V236H47ZM55 235V234H54ZM53 235V236H54ZM60 235V234H59ZM72 235H73V233H72ZM133 235V234H132ZM263 235V234H262ZM14 236V235H13ZM25 236V235H24ZM27 236V237H28ZM34 236V235H33ZM32 236V238H35V237H33ZM39 236V235H38ZM41 236V235H40ZM40 236H39V238H40ZM58 235H56V237H57ZM81 236H82V234H81ZM145 236V235H144ZM162 236V235H161ZM165 236V235H164ZM167 236V235H166ZM246 236V235H245ZM264 236V235H263ZM11 237H12V235H11ZM16 237V236H15ZM14 237V238H15ZM22 237V236H21ZM42 237V236H41ZM52 237V236H51ZM60 237V236H59ZM62 237V236H61ZM63 237H65L64 236V234H63ZM72 237V236H71ZM78 237V236H77ZM119 237V236H118ZM123 237V236H122ZM154 237H155V235H154ZM158 237V236H157ZM247 237V236H246ZM3 238V237H2ZM23 238V237H22ZM47 238V237H46ZM45 238V239H46ZM81 238V237H80ZM92 238V237H91ZM90 238V239H91ZM132 238V237H131ZM190 238V239H189ZM13 239V238H12ZM27 239H29V237L27 238ZM31 239V238H30ZM29 239V240H30ZM36 239H37V237H36ZM35 239V240H36ZM44 239V238H43ZM53 239V238H52ZM57 239H59V238H57ZM56 239V240H57ZM71 239V238H70ZM79 239V238H78ZM124 239V238H123ZM133 239V238H132ZM137 239V238H136ZM143 239V238H142ZM160 239V238H159ZM22 240V239H21ZM25 240V239H24ZM34 240V241H35ZM49 240H50V238H49ZM55 240V241H56ZM66 240H68L67 239V236H66ZM83 240V239H82ZM190 240V241H189ZM23 241V240H22ZM33 241V240H32ZM40 241H42V240H40ZM47 241H48V239H47ZM57 241H59V240H57ZM63 241H65V240H63ZM70 241V240H69ZM24 242V241H23ZM26 242V241H25ZM37 242V241H36ZM44 242H45V240H44ZM44 242H41V243H44ZM51 242V241H50ZM60 242V241H59ZM58 242V243H59ZM157 242V241H156ZM32 243V242H31ZM52 243V242H51ZM55 243H57V242H55ZM64 243V242H63ZM70 243V242H69ZM71 243H73V242H71ZM70 243V244H71ZM164 243V242H163ZM15 244V243H14ZM19 244H21V243H19ZM18 244V245H19ZM24 244V243H23ZM26 244H27V242H26ZM46 244V243H45ZM50 244V243H49ZM62 244V243H61ZM68 244V243H67ZM69 244V245H70ZM88 244V243H87ZM181 244H182V251H181V256H182V261L184 260V262L182 263V264H189L190 263V261H191V263H192V259H190V257L192 258V244H191V237H190V231H189V229L186 227L185 229H183V232H182V238H181ZM247 244H249V243H247ZM32 245V244H31ZM41 244H39V245H37V249H34V250H32V251H36L37 252V250L39 249V251H40V248L38 247V246H40ZM76 245V244H75ZM74 245V246H75ZM158 245V244H157ZM250 245V244H249ZM27 246H29L30 247V245H27ZM27 246L25 247V248H27ZM42 247H43V245H41ZM55 246V245H54ZM63 246V245H62ZM64 246H66V245H64ZM70 246H72V244L70 245ZM77 246V245H76ZM87 246V245H86ZM123 246V245H122ZM134 246V245H133ZM253 246H255V245H252V246H250V249L252 248L253 250H254V248H256V247H253ZM34 247H36V243L34 244ZM41 247V250H44L45 249V247L46 246H44V249ZM48 247V246H47ZM53 247V246H52ZM247 247H248V245H247ZM19 248H20V246H19ZM22 248V247H21ZM33 248V247H32ZM74 248V247H73ZM85 248V247H84ZM87 248V247H86ZM131 248H133V247H131ZM13 249V248H12ZM15 249H16V247H15ZM29 250H30V248H28ZM47 249V248H46ZM65 249H66V247H65ZM68 249H70V248H68ZM88 249V248H87ZM135 249V248H134ZM256 249H258V248H256ZM255 249V250H256ZM260 249V248H259ZM20 250V249H19ZM19 250H17V252L19 253ZM26 250V249H25ZM25 250H24V252H25ZM29 250H27V251H29ZM49 250H51V249H49ZM53 250V252H54V250H56V248L54 247V249H52ZM74 250V249H73ZM123 250V249H122ZM133 250V249H132ZM132 250L129 252L130 254H131V252H132ZM160 250V249H159ZM249 250V249H248ZM21 251V250H20ZM32 251H30V252H32ZM63 251H64V249H63ZM66 252H67V250H65ZM117 251H118V249H117ZM252 251V250H251ZM258 251H260V250H258ZM12 252V251H11ZM14 252V251H13ZM23 252V251H22ZM24 252L22 253V254H24ZM34 252H32L31 253V255L33 256H31L32 258H33V260L32 259H30V260H32V261H30L29 260V263L30 262H33L34 261V259H36L37 260V264H38V262L39 263H41V264H43V262H45V264H46V262L49 264L50 262H48L49 260H48V258H46V256L47 255H50V254H46V252L44 251V253H43V251H42V254H38L39 252H37V254L36 253H34ZM52 252V251H51ZM60 252H62V250H60ZM59 252V253H60ZM69 252H71V251H69ZM68 252V253H69ZM73 252V251H72ZM75 252V251H74ZM91 252V251H90ZM135 252H139V250L138 251H135ZM135 252H132V253H135ZM249 252V251H248ZM253 252V251H252ZM34 253V254H33ZM40 253H41V251H40ZM79 253V252H78ZM261 253V252H260ZM13 254H15V253H13ZM13 254H11V255H13ZM20 254V253H19ZM30 254V253H29ZM44 254H45V256H44ZM56 254H57V252H56ZM62 254H63V252H62ZM62 254H60V255H62ZM80 254H81V252H80ZM138 253H136V256H137V258H139L138 257V255H137ZM17 255V254H16ZM86 255V254H85ZM134 255V254H133ZM141 255V254H140ZM9 256V255H8ZM13 256H15V255H13ZM23 256V255H22ZM22 256L20 257L22 260L24 259V258H22ZM55 257H57V255H54ZM65 256H66V254H65ZM64 256V257H65ZM67 256H69V255H67ZM66 256V257H67ZM72 256V255H71ZM74 256V255H73ZM19 257V256H18ZM24 257H25V255H24ZM30 257V258H31ZM53 257V256H52ZM51 257V258H52ZM59 257V256H58ZM61 257V256H60ZM63 257V258H64ZM83 257V256H82ZM141 257H143V256H141ZM54 258V257H53ZM69 258V257H68ZM88 259H89V257H87ZM136 258V259H137ZM147 258V257H146ZM27 259V258H26ZM29 259V258H28ZM49 259H50V257H49ZM66 259V258H65ZM71 258H69L68 260H70ZM75 259H76V257H75ZM79 259V257H77V260ZM84 259V258H83ZM87 259V260H88ZM141 259H143V258H141ZM14 260V259H13ZM21 260V261H22ZM25 260V259H24ZM47 260V261H46ZM56 260H60V259H56ZM76 260V261H77ZM81 260V259H80ZM93 260V259H92ZM140 260V259H139ZM146 260V259H145ZM148 260V259H147ZM4 261V260H3ZM10 261V260H9ZM14 261H17V260H14ZM27 262H28V260H26ZM75 261V262H76ZM137 261H138V259H137ZM23 262H25V261H23ZM26 262V263H27ZM56 262V261H55ZM58 262V261H57ZM59 262H62V261H59ZM64 262V261H63ZM90 262V261H89ZM132 262V261H131ZM134 262V261H133ZM143 262H145V261H143ZM28 263V264H29ZM36 263V262H35ZM52 263V262H51ZM67 262H65L64 264H66ZM84 263V262H83ZM82 263V264H83ZM88 263V262H87ZM148 263V262H147ZM16 264V263H15ZM24 264V263H23ZM30 264H34V262L33 263H30ZM54 264V263H53ZM57 264H59V263H57ZM62 264V263H61ZM75 264V263H74ZM78 264H81V263H78ZM85 264V263H84ZM102 264V263H101ZM138 264V263H137Z\"/></svg>",
    "mask_w": 264,
    "mask_h": 264
},
{
    "label": "built area",
    "instance_id": "obj_3",
    "mask_svg": "<svg viewBox=\"0 0 264 264\" xmlns=\"http://www.w3.org/2000/svg\"><path fill=\"white\" fill-rule=\"evenodd\" d=\"M175 23L190 22L197 16L193 0H165ZM198 178L185 173L172 180L170 216L165 227L181 240L183 229L190 231L192 264H244L236 232L217 211L205 164L200 162Z\"/></svg>",
    "mask_w": 264,
    "mask_h": 264
}]
</instances>
